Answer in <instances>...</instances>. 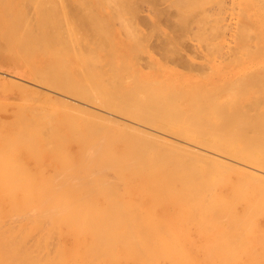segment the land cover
Returning <instances> with one entry per match:
<instances>
[{
  "label": "bare ground",
  "instance_id": "bare-ground-1",
  "mask_svg": "<svg viewBox=\"0 0 264 264\" xmlns=\"http://www.w3.org/2000/svg\"><path fill=\"white\" fill-rule=\"evenodd\" d=\"M2 1V0H1ZM3 1H5V0H3ZM3 1L0 3V4H3ZM32 1V0H31ZM34 2H35V0H33ZM40 0H37V2H39ZM44 1V0H43ZM43 1H42V3H43ZM54 1V0H53ZM96 1V0H95ZM99 2H100V5H103V3H108L107 1H111V0H107L106 2L105 1H100V0H98ZM97 1V2H98ZM112 1H115V0H112ZM120 0H118V2H119ZM124 1V0H123ZM128 1V0H127ZM131 1V4L130 3H128V4H130V6H128L129 8L130 7H132V4H133V2H132V0H130ZM134 1V0H133ZM150 1V0H149ZM156 1V3H157V0H155ZM161 2H164V1H162V0H160ZM173 1V0H172ZM177 1V0H176ZM180 1H182V0H180ZM179 1V2H180ZM187 2V1H189V0H184V2ZM193 1L194 0H192V3H193ZM200 1V0H199ZM199 1H196V2H198L199 3ZM203 1V0H202ZM209 1V0H208ZM232 1V0H231ZM248 1H250V0H248ZM253 1V0H252ZM256 1H258V0H256ZM261 0H259V2H260ZM262 1H264V0H262ZM261 1V2H262ZM29 2V1H28ZM34 2H32L33 3V6H34ZM36 2V3H37ZM45 2H50V0L49 1H47V0H45ZM44 2V3H45ZM56 2V1H55ZM76 2V5L78 4L77 3V1H75ZM82 2H84V0L82 1ZM81 2V5H79V7H78V5H77V8H79L78 10H80L81 11V6L83 5V4H85V7H86V3L84 2V3H82ZM89 2V1H88ZM87 2V3H88ZM98 2V3H99ZM135 2H137V1H135ZM151 2V1H150ZM150 2H149V4H150ZM154 1H152V3H153ZM158 2H159V0H158ZM186 2H185V6H187L188 7V5L189 6H191V4H188V5H186ZM207 2V1H206ZM237 2V1H236ZM258 2V3H259ZM260 2V3H261ZM5 3V2H4ZM13 3V2H12ZM19 3V2H18ZM21 3V2H20ZM32 3H30L29 5L31 6L32 5ZM48 3H45V4H48ZM62 3V2H61ZM67 3H68V1H67ZM70 3V2H69ZM92 3V2H91ZM96 3V2H95ZM98 3H96V4H98ZM116 3H117V1H116ZM139 3V1L137 2V4ZM176 3V5H177V3L178 2H175ZM188 3V2H187ZM189 3H191V2H189ZM198 3H196V5H199ZM249 3V2H248ZM257 3V2H256ZM257 3V4H258ZM23 4H24V2H23ZM26 4V3H25ZM24 4V5H25ZM51 4V3H50ZM50 4H48V5H46L45 6V8L46 7H48L49 9H51V11H53L52 10V8L54 9L55 7H52V8H50L49 7V5ZM53 4H54V2H53ZM53 4H52V6H53ZM60 4V3H59ZM63 4V3H62ZM90 4V3H89ZM88 4V5H89ZM96 4H94V5H96ZM113 3H111V4H109L110 6L112 5ZM114 4H115V2H114ZM117 4H121V3H117ZM127 4V5H128ZM136 4V5H137ZM148 4V5H149ZM180 4V3H179ZM195 4V2L192 4V5H194ZM251 4H253V2H251ZM262 4H263V2H262ZM261 4V6H263ZM6 5V4H5ZM12 4H8L7 6L8 7H10ZM14 5H15V3H14ZM14 5L12 6V7H14ZM20 5V4H19ZM24 5H23V7L22 8H24ZM29 5H26V6H29ZM37 5H39L40 6V8H41V5L40 4H38L37 3ZM36 5V6H37ZM55 5H57V7H58V4H56L55 3ZM64 5V4H63ZM70 5H72V6H75V8H74V10L76 9V5L74 4H70ZM122 5H124L123 3H122ZM126 5V4H125ZM139 5H140V3H139ZM153 5V4H152ZM152 5L150 4V6L152 7ZM155 5V4H154ZM221 5L222 4H220V7H221ZM223 5H224V3H223ZM234 5V4H233ZM232 5V6H233ZM237 5V4H236ZM235 5V6H236ZM256 5V4H255ZM2 6V5H1ZM35 6V7H36ZM38 6V7H39ZM44 5L42 4V7H43ZM67 6H69V5H67ZM71 6V7H72ZM90 6H93V3H92V5H90ZM99 6V5H98ZM97 6V7H98ZM109 6V7H110ZM121 6V5H120ZM138 6V5H137ZM149 6V7H150ZM169 6H170V4H169ZM183 6V5H182ZM184 6V7H185ZM217 6V5H216ZM227 6V5H226ZM254 6V5H253ZM258 6V9L257 10H259L260 11V13H257V16H258V19H257V22H264V12L262 11V9L261 8H263V7H261V6H259V5H257ZM257 6H254V9H255V7H257ZM5 7V6H4ZM7 7V8H8ZM12 7H10V8H8V9H10V10H12L11 8ZM21 7V6H20ZM33 8V7H31L33 10L34 9H36V8ZM56 7V8H57ZM66 7V6H65ZM70 7V8H71ZM96 7V6H95ZM107 7H108V4H107ZM113 7V6H112ZM112 7H110L109 9H111L110 11H112L113 9H115L114 7L112 8ZM155 7V6H154ZM153 7V8H154ZM172 7H173V5H172ZM219 7V6H218ZM217 7V8H218ZM219 7V8H220ZM223 7V6H222ZM231 7V6H230ZM234 7V6H233ZM237 7V10H238V7L239 6H236ZM6 8V7H5ZM22 8L20 9L21 11H19V12H22ZM30 8V9H31ZM44 8V7H43ZM43 8H41L42 10H41V12L44 10V11H46L45 9H43ZM59 8V7H58ZM64 8V7H63ZM69 8V7H68ZM84 8V7H83ZM88 8V7H87ZM93 8V7H92ZM103 8V7H102ZM116 8H117V6H116ZM118 8H121V7H118ZM125 8H126V6H125ZM125 8H124V10H125ZM134 8V9H133ZM135 8L137 9V7H135V4H134V7H132V9L130 8V13H132V11L131 10H134V11H136L135 10ZM140 8V6H138V9ZM152 8V9H153ZM159 8V7H158ZM229 8V7H228ZM4 9V8H3ZM16 9H17V7H16ZM25 9V8H24ZM24 9H23V11H24ZM89 9V8H88ZM95 9V8H94ZM104 10H105V8H103ZM123 9V8H122ZM151 9V8H150ZM180 9V8H179ZM206 10H207V8H205ZM209 9H210V7H209ZM212 7H211V11H212ZM222 9V8H221ZM236 9V8H235ZM239 9H240V7H239ZM10 10H8V13L7 14H9L10 15ZM13 10H14V8H13ZM39 11H40V9H38ZM58 10V9H57ZM56 10V13L55 12H52V15L55 13V14H58L57 12L59 11L60 12V10H61V8L57 11ZM63 10H65V9H62V11ZM67 10H69V9H67ZM73 10V12H75ZM77 10V11H78ZM83 10V9H82ZM85 10V9H84ZM90 10V9H89ZM88 10V11H89ZM116 10H118V9H116ZM116 10H114V11H116ZM127 10V9H126ZM126 10H125V13H126ZM141 10V9H140ZM148 10V9H147ZM159 10H161V9H159ZM164 11L166 10L165 8L163 9ZM163 10H161V11H163ZM186 10H188L187 8H186ZM193 10V9H192ZM225 10V9H224ZM234 10V9H233ZM241 10L242 9H240V12H241ZM253 10V9H252ZM7 11V10H6ZM28 11V10H27ZM30 11V10H29ZM51 11H50V13H51ZM55 11V10H54ZM61 11V12H62ZM72 11V10H71ZM70 10H69V13H71V14H69V13H67L68 11H64L63 13L66 15H72L73 13L71 12ZM87 11V9H86V11H85V14H86V12H88ZM103 11V10H102ZM123 11V10H122ZM122 11L120 12V13H122ZM128 11V12H129ZM134 11H133V14H135L134 13ZM156 11H157V9H156ZM163 11V12H164ZM202 11H204V12H202ZM201 12V14H203L204 15V13H205V10H204V8H203V10H202ZM226 11V10H225ZM246 11H248V10H246ZM18 12V14L20 15L21 13H19ZM37 12V11H36ZM47 12V11H46ZM60 12V13H61ZM83 12V11H82ZM91 12H96V10H92V11H89L88 12V14L89 13H91ZM103 12H106V11H103ZM119 12V11H118ZM118 12H113V14H114V17H115V15L116 14H118V15H120V16H122L123 15V13H122V15L120 14V13H118ZM139 12V11H138ZM154 12V11H153ZM166 12V11H165ZM179 12H180V10H179ZM178 12V13H179ZM190 12H194V13H190L192 16H191V18L193 19V21H194V19H195V21L196 20H198V19H196V18H193V14H196L197 13V10L195 11V9H194V11H190ZM200 12V11H199ZM208 12V11H207ZM234 12H236V10L234 11ZM244 12V11H243ZM243 12L241 13L242 15H244L243 14ZM258 12V11H257ZM0 13H1V11H0ZM6 13V12H5ZM23 13V12H22ZM24 13H26V12H24ZM23 13V14H24ZM32 13V12H31ZM40 13V12H39ZM43 13H45V12H43ZM48 14L47 13V15H49V16H52L51 14ZM58 14L59 16L60 15H63V13H61V14ZM77 13V12H76ZM80 13V12H79ZM78 13V14H79ZM152 13V12H151ZM156 13V12H155ZM155 13H152L153 15L155 14ZM167 13H168V15L170 14V12L167 10V12H166V15H167ZM185 13V12H184ZM213 13V12H212ZM223 13H225V12H223ZM237 13V12H236ZM13 14V13H12ZM17 14V15H18ZM23 14H21L22 16H23ZM30 14V13H29ZM77 14V15H78ZM85 14H83L82 15V17L85 15ZM91 14H93V13H91ZM112 14V15H113ZM132 14V15H133ZM137 14V13H136ZM135 14V16H137ZM138 14H140V13H138ZM183 14V13H182ZM199 13H197L196 15H198ZM201 14L199 15V17H201ZM208 14H210V11L208 12ZM218 14V13H217ZM238 14H239V12H238ZM21 15H20V17H21ZM26 15H28V13H26ZM25 14H24V16H26ZM33 15V13L31 14V16ZM38 15V14H37ZM37 15H35V16H37ZM41 15V14H40ZM40 15H39V17H40ZM45 15V14H44ZM74 15H75V13H74ZM74 15L73 16H71L70 18H72V17H74ZM77 15H75V16H77ZM80 15H81V13H80ZM97 16L99 15V14H96ZM111 15V16H112ZM118 15H116V18H117V16ZM160 15H162L161 13H160ZM159 14H157V16H160ZM165 15V13L163 14V16ZM168 15L166 16V17H168ZM189 15V14H188ZM202 15V16H203ZM206 15H207V13H205V15H204V17H202V18H205L206 19ZM14 16V15H13ZM13 16H12V19H13ZM28 16H30V15H28ZM28 16H27V18H28ZM35 16H34V18H35ZM42 16V15H41ZM163 16H161V17H163ZM177 16H178V14H177ZM184 16V15H183ZM182 15H181V17H183ZM187 16V15H186ZM210 16V15H209ZM244 16H246L247 17V15H246V13H245V15ZM248 16H250L251 17V14L248 12ZM0 17H1V14H0ZM39 17H36V18H39ZM53 17H57L56 15H54ZM53 17H51V19L53 18ZM63 17V16H62ZM65 17V16H64ZM64 17L62 18L63 19V22H61L60 24L61 25H63V23H64ZM80 17V16H79ZM82 17H80L81 18V22H82V20H84ZM84 17H86L87 18V15L86 16H84ZM94 17H95V15H94ZM93 17V15H92V18H94ZM100 17H104V14L102 15L101 14V16ZM107 17V16H106ZM105 17V18H106ZM113 17V16H112ZM119 17V16H118ZM123 17H124V15H123ZM127 17V16H126ZM133 17V16H132ZM138 17V16H137ZM147 17V16H146ZM145 17V18H146ZM160 17V18H161ZM195 17H197V16H195ZM211 17H212V15H211ZM245 17V18H246ZM3 18V17H2ZM2 18H0L1 20H2ZM15 18V17H14ZM26 18V19H27ZM35 18V19H36ZM42 19H45L44 21H46L47 20V18H48V16H47V18L46 17H41ZM66 18H68V17H65V19ZM70 18H68V19H70ZM75 18V17H74ZM80 18H78V16H77V19H80ZM91 19V20H93L90 16L88 17V19ZM97 18V21H98V18H99V16L98 17H96ZM109 18H110V16H109ZM120 18V17H119ZM134 18H136V17H134ZM174 18V17H173ZM172 18V19H173ZM175 18L177 19L178 17H176L175 16ZM185 19H186V21H187V19H188V21L186 22L187 24H185V20L182 18V20H183V22H181V23H179L178 21H177V23H178V27H182V29H183V26H187V25H189L188 23H192V21L191 20H189V18H190V15H189V18H186V17H184ZM207 18H209L208 16H207ZM213 18V17H212ZM215 18V17H214ZM217 19H218V17H216ZM215 18V19H216ZM222 20H225L226 18H227V16H221L220 17ZM254 18H255V16H254ZM10 19H11V17H10ZM18 19H19V16H18ZM23 18H21V24H22V22L24 21V20H22ZM25 19V18H24ZM41 19V20H42ZM49 19H50V17H49ZM48 19V20H49ZM77 19H75V20H77ZM89 19V20H90ZM102 19V18H101ZM101 19H99V22H101L100 20ZM126 19V18H125ZM130 19V18H129ZM158 19H159V17H158ZM181 19V18H180ZM215 19H213V20H215ZM216 19V20H217ZM221 19H220V21H221ZM247 19H248V17H247ZM6 20V19H5ZM37 20V19H36ZM39 20V19H38ZM40 20V21H41ZM104 20H106V19H102V21H104ZM110 20H111V18H110ZM116 20V19H115ZM114 20V21H115ZM121 20V19H120ZM131 20H133V19H131ZM136 20V19H135ZM147 21H148V19H146ZM145 20V21H146ZM150 20V19H149ZM175 20V19H174ZM199 20H200V18H199ZM198 20V21H199ZM202 20V19H201ZM210 20V19H209ZM213 20L211 19V21H212V24H215V25H217V21H216V23H213ZM3 21V20H2ZM8 21V20H7ZM15 21H17V20H15ZM28 22L30 21V20H27ZM43 21V22H44ZM50 21H52V23H53V21L54 20H50ZM56 21V20H55ZM54 21V23L56 24L57 22H58V20L55 22ZM62 21V20H61ZM68 21H70V20H68ZM68 21H67V19H66V22H67V24H68ZM96 21V22H97ZM107 21V20H106ZM119 21V20H118ZM122 21V20H121ZM124 21V20H123ZM139 21V20H138ZM159 21H161L162 22V20L161 19H159ZM189 21H191V22H189ZM202 21H204V19L202 20ZM248 21L250 22V20L248 19ZM256 21V20H255ZM9 22V21H8ZM33 23L35 22L34 20L32 21ZM32 22H30L31 23V25H30V27L32 26V25H34V24H32ZM49 22V21H48ZM48 22H44V23H42L40 26L38 25V30L37 29H35V30H37L38 32H33V30H27L26 29V27L24 28L26 31L24 32V34H21L22 35V37L20 38V36H19V39L16 37L17 35V33L19 32L18 31V29L16 30L17 32L15 33V35L16 36H14V35H12L13 34V28H14V30L16 29L15 28V24H13V27H12V29H11V27H10V31H7V26H5L6 28H4V25L5 24H1V21H0V32L2 33V35H9V37H7L6 39L4 38V39H0V45H2L1 44V40H4L5 41V44L7 45V50H11L12 49V56H13V54H15V52H17V54H18V50L20 49V48H18V50L16 49V50H14V47H21L23 50H24V52L26 53V55H27V57H30V56H33V52H34V47L35 48H37V49H35V50H38V51H36L37 52V55L39 54V51L41 52V54H42V51H48L49 50V48L51 47V48H53V43H52V40H53V33L51 32L52 30H54L53 29V24L51 25L50 24V26H51V28H50V26H49V24H48ZM65 22V23H66ZM71 22H72V20H71ZM76 22H80V20L78 21H76ZM75 22V23H76ZM86 22V21H85ZM89 22V21H88ZM91 22V21H90ZM93 22V21H92ZM95 22V21H94ZM93 22V23H94ZM96 22L94 23V24H96ZM126 22V21H125ZM127 22H128V20H127ZM134 22V21H133ZM140 22V21H139ZM172 22H174V21H172ZM209 22V21H208ZM207 22V23H208ZM238 22H241V21H239V19H238V21L236 22V20H235V24L237 23V24H239ZM4 23H6V22H4ZM18 23H20L19 21H18ZM18 23H16V24H18ZM25 23V22H24ZM51 23V22H50ZM59 23V22H58ZM75 23H74V25H75ZM199 23V22H198ZM203 22H201L200 21V25H204L205 23H206V20H205V23H203ZM224 23L225 22H223V25H224ZM230 23V22H229ZM229 23H225L229 28H230V25H233V22H232V24L230 23V25H228ZM251 23V24H250ZM249 24L250 25H252L253 23L252 22H250ZM8 24V23H7ZM37 24V23H36ZM40 24V23H39ZM66 24V25H67ZM79 24H81V23H79ZM82 24L84 25V21L82 22ZM100 24V23H99ZM98 23H97V25H99ZM180 24V25H179ZM182 24H183V26H182ZM185 24V25H184ZM11 25V24H10ZM10 25H8V27L10 26ZM15 25V26H14ZM27 25V24H26ZM57 25V24H56ZM59 25V24H58ZM65 25V24H64ZM73 25V26H74ZM77 25V24H76ZM91 25V24H90ZM102 25V24H101ZM198 25V24H197ZM200 25L198 26V27H200ZM208 25H209V23H208ZM211 25V24H210ZM209 25V26H210ZM215 25H211L212 27H211V29H210V27L209 26H207V29H209V31L210 32H213L214 33V31H216V29L214 30V29H212L213 28V26H215ZM260 25V24H259ZM263 25V24H262ZM21 26H24V24H22ZM21 26L19 27V30H21ZM107 26V25H106ZM186 26L184 27L185 29L184 30H186L187 28H186ZM190 26V25H189ZM218 26V25H217ZM217 26H215L214 28H217ZM220 26H221V24H220ZM234 26V25H233ZM236 26V28H238V29H240L239 31H240V33H239V31L237 30V32H235L234 34L235 35H237V33H239V34H241V36H242V38L240 39V40H242L241 42H239V44H237V46L235 45L234 47L233 46H228L229 48L228 49H230V47L233 49V51H232V53H231V51H229L228 53L230 54H228V53H226V55L227 56H233L234 58V60L236 59L237 61H239L240 60V62H241V58H240V54H242L241 52H243V49L244 48H246V49H244V50H247V45H248V43H246L245 42V40H244V38L246 39V40H251L252 39V37H254V36H252L253 35V33H254V30H252V31H249L250 30V28H249V26L246 24V23H242L241 22V25L239 24V25H235ZM254 26H255V24H254ZM256 26H258L257 24H256ZM264 26V25H263ZM29 27V26H28ZM27 27V28H28ZM29 27V28H30ZM71 27H72V25H71ZM70 27V28H71ZM77 27H79L78 25H77ZM76 27V28H77ZM83 27V26H82ZM93 27V26H92ZM94 27H96V26H94ZM93 27V28H94ZM180 27V28H181ZM192 27H193V24H192ZM202 27V26H201ZM17 28H18V25H17ZM36 28V27H35ZM73 29H74V27H72ZM75 28V29H76ZM80 28V27H79ZM91 28V27H90ZM92 28V31L95 33V34H97L96 32H97V30H95V29H93ZM97 28H101L102 29V26L100 27V25H99V27L97 26L96 27V29ZM219 28V27H218ZM228 28V29H229ZM256 28V27H255ZM263 28V27H262ZM261 28V26H259V28H258V30L260 29V32H262L261 34L260 33H258V34H260V37L258 36V34H257V36L255 37V38H258L257 39V41H256V46H255V48L258 50V52H261L262 51V48L264 49V33H263V29ZM33 29V28H32ZM52 29V30H51ZM56 29H58L57 31H60L59 29H61L60 27H58L57 28V26H56ZM62 29H63V27H62ZM66 29V28H65ZM100 29V30H101ZM188 29H189V27H188ZM188 29H187V31L186 32H188ZM200 29V28H199ZM204 32H206L205 31V26H204ZM203 29H201L200 31H199V37L201 38V36L202 35H205V34H207V33H204V32H202L203 31ZM206 29V30H207ZM221 31H224V29L222 30L221 29V27L219 28ZM218 29V30H219ZM226 29L227 28H225V31H226ZM67 30V29H66ZM78 30V29H77ZM76 30V31H77ZM95 30V31H94ZM99 29H98V35H100L99 34V31H100ZM103 31H104V29H102ZM101 30V31H102ZM214 30V31H213ZM219 30V31H220ZM230 30V29H229ZM232 30V29H231ZM23 31V30H22ZM69 31V30H68ZM73 30H71V31H69V32H72ZM75 31V32H76ZM83 31H84V29H83ZM82 31V32H83ZM100 31V32H101ZM102 31V32H103ZM190 31H192V28H190ZM189 31V32H190ZM242 31V32H241ZM247 31H249V32H247ZM54 32V31H53ZM55 32H56V30H55ZM61 32V31H60ZM66 32V31H65ZM85 32H86V29H85ZM84 32V33H85ZM104 32H106V31H104ZM197 32V31H196ZM200 32H202V34H201V36H200ZM1 33H0V35H1ZM21 33H23V32H21ZM68 33V32H67ZM76 33H78V32H76ZM88 33V32H87ZM204 33V34H203ZM213 33H210L211 35L213 34ZM223 33V32H222ZM233 33V32H232ZM248 33H251V34H249L248 35ZM55 34V33H54ZM57 34H58V32H57ZM60 34V33H59ZM58 34V35H59ZM62 34H63V32H62ZM61 34V35H62ZM108 34V33H107ZM208 34H209V32H208ZM215 34H217V32L215 33ZM226 34V33H225ZM234 34H231L232 36L234 35ZM20 35V34H19ZM58 35L56 36L55 35V38H58ZM59 35L60 37H62L61 39H62V44H63V36L65 35L66 36V34H64V35ZM67 35H69V33L67 34ZM73 35V34H72ZM75 35V34H74ZM89 36H90V34H88ZM104 35H105V33H104ZM214 35V34H213ZM234 35V36H235ZM243 35H246V36H244L243 37ZM3 36V37H4ZM64 36V37H65ZM83 36V35H82ZM87 36V35H86ZM95 36V35H94ZM206 36H208V35H206ZM218 36H220V34L219 35H217V37ZM233 36V37H234ZM240 36V35H239ZM240 36V37H241ZM250 37V38H246V37ZM68 37V36H67ZM69 37H71V35L69 36ZM74 37V36H73ZM73 37H71V39H74ZM78 37V36H77ZM77 37L75 38L76 40H77ZM237 36H235V38H236ZM80 38V37H79ZM85 38V37H84ZM83 38V39H84ZM90 38H91V36H90ZM211 38H213V36L211 37ZM215 38V37H214ZM213 38V39H214ZM59 40H60V38H58ZM66 39L67 38H64V40L66 41ZM87 39V38H86ZM99 39H100V37H99ZM203 39H205V38H203ZM207 39V38H206ZM234 39V38H233ZM232 39V40H233ZM238 39H239V37H238ZM90 40H93V38L92 39H90ZM231 40V39H230ZM253 40V39H252ZM53 41H55L57 44H56V46L54 45V48H56L57 47V45L59 44L58 42H57V40H53ZM68 41H70V40H68ZM68 41H66L67 43H65L64 42V46H63V48H66L67 46V44L69 43ZM82 41V40H81ZM235 41V40H234ZM61 42V41H60ZM72 42H74L73 40H72ZM79 42V41H78ZM96 42H97V40H96ZM99 42V41H98ZM103 42V41H102ZM233 42V41H232ZM245 42V43H244ZM250 42H252V41H250ZM3 43V42H2ZM71 43V42H70ZM83 43V42H82ZM211 43V42H210ZM217 43H218V41H217ZM254 43H255V41H254ZM79 44H80V42H79ZM94 44H95V42H94ZM98 44V43H97ZM101 44V43H100ZM99 44V45H100ZM103 44V43H102ZM105 44V43H104ZM103 44V45H104ZM212 44V43H211ZM215 43H213V45H214ZM246 44V45H245ZM69 45V44H68ZM77 44L75 43V46H76ZM86 45H87V47H88V43H86ZM90 45V44H89ZM98 45V46H99ZM213 45H211V46H213ZM59 47L61 46V45H58ZM78 46V45H77ZM77 46H76V48H77ZM97 46V45H96ZM209 46H210V44H209ZM216 46V45H215ZM214 46V47H215ZM217 46H218V44H217ZM248 46H251V43L248 45ZM253 46H254V44H253ZM32 47V48H31ZM71 48H73V46L71 45L70 46ZM85 46H83L82 45V48H84ZM92 47V46H91ZM102 47V46H101ZM104 47V46H103ZM30 48H31V50H32V54H31V52H29V50H30ZM51 48H50V50H51ZM62 47H60V48H57L58 49V51H59V49H61ZM75 48V50H77ZM82 48H80L79 49V51L82 49ZM88 48H90V47H88ZM93 48V47H92ZM91 48V49H92ZM106 48V47H105ZM104 48V49H105ZM208 48V47H207ZM217 48V47H216ZM219 48V47H218ZM217 48V49H218ZM21 49V50H22ZM67 49V52H68V49L69 48H66ZM90 49V50H91ZM209 50H210V48H208ZM207 49V50H208ZM250 49H253V47H250ZM3 50H4V46H3ZM21 50H20V52H21ZM30 50V51H31ZM53 50H55L56 52H55V54L54 53H52V52H49L50 54H54L55 56V60H57L58 62H60V64H58L57 63V61L55 62V61H53L54 62V64L56 63V65L58 64V65H60V67H61V59L62 58H64V57H62L61 58V56H64V54H62V53H66V51H63L61 54V56H59V52H58V54H57V56H56V53H57V50L56 49H53ZM70 50V49H69ZM84 50V49H83ZM82 50V54H84L83 52H85V50H86V48H85V50L83 51ZM88 51H89V49H87ZM92 50H95V48H93ZM212 50V49H211ZM210 50V51H211ZM213 50H215L216 51V49L215 48H213ZM212 50V51H213ZM248 50H249V48H248ZM254 50V49H253ZM257 50H256V52L255 51H252V52H255V55H256V53H257ZM5 51V50H4ZM3 51V52H4ZM62 50H60V52H61ZM72 51L74 52V49H72ZM78 51V50H77ZM77 51H75L74 53H75V55H73L72 53L73 52H71V54L73 55V59L72 58H70L71 60H73L74 61V63L73 62H71V63H73V65H72V67H74V68H78L79 69V67H80V69L82 68L80 65V63H84L83 62V60H81L82 59V54L80 55V53H78ZM251 51H248V52H250L251 53ZM6 52V51H5ZM11 52V51H10ZM9 52V53H10ZM19 52V53H20ZM23 52V53H24ZM78 54H77V53ZM87 52V51H86ZM107 52V51H106ZM263 52V51H262ZM261 52V53H262ZM8 53V52H7ZM30 53V54H29ZM87 53H89V52H87ZM90 53H91V51H90ZM89 53V54H90ZM93 53V52H92ZM244 53V52H243ZM261 53H260V55H261ZM264 53V52H263ZM44 54H46V53H44ZM49 54V55H50ZM88 54V55H89ZM232 54H234V55H232ZM245 54V58L247 57V54L246 53H244ZM252 54V53H251ZM251 54H249L248 53V56H254L255 57V55H251ZM259 54V53H258ZM257 54V55H258ZM21 55V54H20ZM19 55V56H20ZM47 55V54H46ZM66 55H68V53L66 54ZM80 55V56H79ZM86 55V54H85ZM91 55V54H90ZM260 55H258V56H260ZM87 56V55H86ZM92 56H94V54H92L91 55V59L93 58ZM223 56V55H222ZM226 56V57H227ZM22 57H24L23 55H22ZM60 57V60L59 59H56V58H59ZM67 57H70V56H67ZM79 57H81V59L79 58ZM89 57L90 56H88L86 59H84V61H86V64H87V62H88V59H89ZM94 57H96V56H94ZM240 59H239V58ZM257 57V56H256ZM33 58V57H32ZM51 58V57H50ZM49 58V59H50ZM83 58H85V57H83ZM112 58V57H111ZM232 59V57H229V59ZM262 58H263V56H262ZM26 59H28L29 60V58H26ZM26 59H23L22 58V60H24V62L26 61ZM45 60H46V58H44ZM49 59H47V60H49ZM65 59V58H64ZM63 59V60H64ZM69 58H67V59H65V60H70ZM96 59H98V58H96ZM230 59V60H231ZM250 60H252V57H250L249 58ZM50 60H52V59H50ZM49 60V61H50ZM70 60V61H71ZM93 60H95V58L93 59ZM99 60V59H98ZM228 60V59H227ZM254 60H256V59H254ZM259 60V59H258ZM34 61V60H33ZM70 61H69V64H67V66H66V69L65 70H67V67H71V65H70ZM80 61H82V62H80ZM90 61V60H89ZM92 61V60H91ZM97 63H98V61L97 60H95ZM94 61V62H95ZM101 61V60H100ZM236 61V62H237ZM50 62H52V61H50ZM52 62V63H53ZM229 62H231V61H229ZM47 63V61L46 62H44V64H42V65H40V66H37L36 65V67H35V69H31V73H30V76H31V79L28 81V80H26V81H28V83L26 82L25 84H24V82L22 81V80H19V79H17V78H15V80H16V82H15V80H14V78L13 77H11V81L13 82V80H14V82L15 83H12V84H16L17 83V81L19 80V81H21L20 82V86L22 85L23 87H26V88H28L29 90V93H31V94H33V95H37L36 97H38L39 96V98L41 97V100H42V97H44L43 98V100L45 101L46 100V98L48 99V98H51V101H52V99L53 100H55V101H59L60 103H63V104H65V105H68V106H70V107H73L74 108V110L73 109H71V110H73V111H76V110H78V112L80 111V112H82V113H84L85 115H89V119H90V121H91V119L93 120L92 122H93V124L95 123V120H94V118L93 117H95V119H96V121H97V124L96 125H100V126H102L103 124H102V122H107L106 124H110V126L111 127H113V128H110L109 126H108V128L111 130V132H114V127L115 128H117L118 129V134H117V136H116V134H115V132H116V130H115V132H114V136L111 134V132H110V130L109 129H106V132H107V136L108 135H112V141L113 140H115V141H113V143H111V140H110V138L108 139V141L110 140V142L108 143L107 141H106V134H101V133H99V132H102V133H104L105 131H103V130H105V128L104 129H100L101 131H99V127L97 126V128H98V134L96 135L95 133H92V132H94V131H90V132H88V133H83V131H82V129L84 128V127H88L89 125H87V126H85V124H84V126H80V129H79V122H81V120L79 121V119H78V123L76 122V121H74L75 120V118L76 117H78L79 116V114L84 118H82L84 121L83 122H87L89 119H86V117H88V116H86L85 117V115L84 114H82V113H77V111H76V113H77V115L78 116H76L75 118H73V116L72 115H70V116H72V123L73 124H75L74 122H76L77 124H78V126H76V124H75V126L74 127H71V129H73L74 131L73 132H75V130H76V128L78 127V129L79 130H77V133H78V131H79V138H80V140H79V142L82 140V141H84L85 139H83V138H86L87 136L89 137V136H91L90 138L92 139H90L89 140V138L87 137V142H86V140H85V142H84V144H85V146H83L82 147V145H84L83 144V142H81L82 143V145H80V143H79V145L81 146V149L82 148H84V150H87V146H88V148L89 147H91L94 143H98V145L97 144H94L93 146H95V145H97V146H95L94 148L92 147V149H93V151H91V148L89 149V150H87V152H88V154H87V152H86V160H88V162L87 161H85L86 162V164H88V165H85V164H83L82 162L80 163V164H83V166L81 165V166H79V167H83L84 169L85 168H87V169H85L86 171L85 172H87V178L86 179H88V180H86L85 178H84V176H86L85 175V172H83L82 173V168H78V165H79V163L77 164V171H75V170H73V168H72V170L73 171H75V173L77 174V173H79L78 171H79V169H81V172L79 173V174H81L80 176H78V174H77V176L75 175V174H73V175H75V176H73V179L71 180L72 182L74 181L75 183V185L74 184H72V182H71V185L69 184V183H67V184H69L70 185V187H68L67 186V188H69L70 189V191H73L74 192V190L76 189V188H74V189H72L71 190V187L74 185V186H76L77 187V182H79L81 179H83V181L82 182H86V183H88V181L90 182V183H92V184H90V183H88V185L89 186H87L85 183V185L87 186H85L84 184H82L81 183V181L79 182V184L78 185H84V186H78V188L79 189H81L80 190V192H77V191H79V189L77 188L76 190L77 191H75V193H73L74 195L72 196V194L69 192V194H68V196L69 197H74V198H72V200H69V199H67V197H65V198H63V196H60L65 190H66V186H65V184L64 183H62V181L63 182H67V181H64L66 178H65V176H67V180H68V176H69V174H71L72 172L69 170V171H66L67 169H71L70 167H72V166H70L69 167V165L71 164V165H73L72 163H69V160H68V158H69V156H66V158L65 159H63V160H65L66 161V159H67V161H68V163H67V161L65 162L64 161V163H67V169H66V167L64 168V163L63 164H61V166H63V168H61V169H57V167H55L54 166V168L52 167V169L53 170H57V171H51V172H49L50 171V169H49V173H50V179H51V177L53 176V178L52 179H54V177H57V176H59L58 174H56L57 172L59 173V172H63V169H65L64 170V175L62 174V173H59L61 176H59V177H57V179L56 180H58L59 179V181H60V178H62V177H64V180H62L61 182H59L61 185H64L65 187H63V186H61V185H59V183H56L57 184V186H55L56 184H54L55 182H58V181H54V186L55 187H57L56 189H55V187H54V191H55V193H56V191H57V189L59 188L60 189V187H62V189H65V190H62L61 191V194L59 195V194H57V196H54L53 195V191H52V196H49V192L48 191H46V192H48V198L47 197H44V198H42L43 199V201H46V199L47 200H49V202H47V203H49L48 204V206L46 207L47 209H45L44 207L46 206L45 204H43V203H45V202H41L40 204H39V202H37L36 200H34L33 201V203H32V207L34 208V206H36V208H39V206L41 205V204H43L44 205V207L41 209L43 212H50V210L53 212V211H57V210H60V215H57V213L55 212H53L52 214L53 215H51L52 217H55L54 219L50 216H47V214H45L46 215V217H49L50 219H45V217H44V219L49 223L50 221L49 220H51V218L53 219V221L51 222V224H49L51 227H52V224L54 223L55 224V226H58V229H59V227H60V230L58 231V229H57V232H58V242H57V244H56V248H57V254L55 253H53L54 251H52V253H53V255H57L58 256V259L60 260V261H62L63 263H65L66 262V264H67V262H71V264H264V145L262 144L263 142H261L260 141V139L262 140V138L260 137V135H264V131L262 132V130L260 131V129L261 128H259L256 132H260V133H262V134H260L259 135V138H258V134L256 135V137H255V139L254 140H250V141H247L246 140V146L244 147L243 146V144L242 145H240V144H238L237 142H235V141H238L241 137H243L244 135V133H245V135H246V137L247 138H245V136H244V138H242V140L241 141H243V139H249L248 138V136H247V133H248V131H250V129L249 128H251V129H253L252 127H254L255 128V130L259 127L258 125L261 123V122H263L264 121V114H263V116L261 117V118H263V119H261L259 116L258 117H253V114H254V112L252 113V116H251V112L250 113H248V112H246V111H244V110H241V111H244V113L246 114V116H244V115H242V114H240L239 115V113L237 114V115H234V114H236V113H233L232 115H234L233 116V118H232V121H230V124H231V122H232V124H233V121H234V125L235 124H237V125H235V126H237V128H238V124H241V123H246L247 125H248V129H246L245 127H247V125L246 124H242V125H240L239 127H240V129L243 127V126H245V127H243V128H245V130L242 128V130H244V133L242 134V135H240V137L238 138L237 136V138H235V139H237V140H234V138L233 137H228V143H227V145H229L230 147L231 146H235V147H232V148H230V147H227V145H226V143L224 144V142H225V138H224V140H223V147L224 148H222L221 146V143L219 144L218 142L219 141H221L222 142V139H223V136L225 135L224 134V132H221L223 135H222V138H221V136H217L216 137V134H218V133H213L212 131H210L209 129H211V128H209V126L212 124V123H208V121H205L206 119H204L203 118V116L200 114V112H199V110L201 109V112L205 115V112H207L206 110H204L203 111V109H205L206 107V105L208 106V108H209V104H211V103H213V105H212V108L215 106V104L216 105H222V104H224L225 103V105H226V103L227 102H224L223 103V101H228V97L226 98V97H223V96H225L224 94H222V92H224V90L226 91V86L228 85V83L230 84L231 82H227V84L226 85H223V88H225V89H222L220 92H221V94H219L220 92L218 91V95L220 96H216V97H218V99L219 98H221V96H222V98L224 99V98H226L225 100H223V101H221L222 102V104L218 101V99H217V101H216V103H215V101H211V98H213L214 99V97L212 96L213 95V91L215 90L214 89V87H213V85H210V86H212L213 87V89L214 90H212V89H208V92H209V90L211 91L212 90V93H206L207 95L208 94H212L208 99H209V104H207V100H206V102H204L205 100H203V102L205 103H203L202 101H200L199 102V100L198 99H200L197 95L198 94H196V93H198L197 91H196V93H195V95L198 97V99H197V97H196V99H197V101L199 102V104L202 102L203 104H201V106H199V104H198V106H199V110H198V106L197 105H195V103H194V100H193V98H191V96H190V98L193 100V104L195 105V106H197V107H193L194 109H195V111L191 108V106H190V111H194V112H198L201 116H198V115H196V116H194L196 113H194L193 114V112L192 113H190V115H187V116H191V114H193L192 115V118H193V116L194 117H196V118H199V120H200V122H199V120L198 119H194V120H196L197 122H199L198 123V125H200L202 122H206V123H208V125L209 126H207V124H206V126H205V129H206V127L208 128V132H212L211 133V135H213V136H211L210 134V136L208 135V133L206 132L207 130H205V134L207 133V135L205 136V137H207L208 136V138L209 139H207V140H204V137H201V139L202 140H204V141H202V142H200L199 141V139L197 140L196 139V137H195V134H196V132H195V130H193L194 132H195V134L193 135L192 133H194L193 131H192V129L191 128H193L192 126L195 124V123H197V122H194V123H192V124H190L189 122H193L194 120L191 118V121H189L190 120V118L189 119H187V117H185L186 118V121H181L180 120V118L182 119V115H180L179 113L180 112H185V110L183 109V111H178V110H180V109H178L179 107V105L178 104H175V101H176V99L178 98L176 95H177V92L175 93V96L177 97H175L174 96V93H173V95H171V97L175 100V101H171L172 99H170L169 100V98H167V97H170V95H169V93H168V95L166 94L165 96H163L164 97V99H163V101L164 100H166V98H167V100L166 101H164L165 103H163L165 106H163V105H161V102L160 101H162V99H161V97H160V99H159V97H157V99L159 100V105H161L160 107L161 108H165V107H169V106H166V104H169L170 103V101L171 102H174V104H175V107H178V108H174V107H171V105H170V109L168 108L167 110H171V113L169 112V111H165V112H163L164 110H162L161 108L159 109V105L157 104V102L158 101H156V97H154V96H151L152 97V99H147V101H146V105H144L145 107L144 108H142V107H140V106H138V105H136V104H134V102L136 103L137 102V98H134V99H132L134 96L133 95H136V94H133L134 93V91H133V93L131 92V91H129V93H128V91H127V93L123 90V91H120L117 87H119V86H122V85H120V84H112L113 86H111V84H110V86L111 87H114V85H115V87H116V85H119V86H117L116 88L118 89V91H120L121 93L122 92H125L126 93V96H127V94H130V92L132 93V95L131 96H133L132 98L130 97V96H128V97H130V98H127L126 99V96H125V98L124 99H126V100H128L127 102H129V100L130 99H132L131 100V104H132V101H133V104L131 105L130 104V102H129V105H127V102H126V105L129 107H132L133 105L134 106H137V107H132L133 109H135V108H138V109H147L148 108V104H149V108L147 109L148 111H146V112H144V111H134V110H130V109H126V107L127 106H125V108H124V106L123 105H125V104H123L122 106H121V104L122 103H118L119 101L121 102L122 101V98L124 97V95L122 96L121 94V96H122V98H120V96H119V100L118 101H116L117 100V98L115 99V104H111V101H113L112 99H111V101H110V104H108V102H107V104L104 102V100H103V97H101L100 96V94H99V96H97V99H95V98H93L94 96H93V94H94V92H92L93 90L92 89H90L91 90V92L93 93H91L90 92V90L88 89V86L87 85H84L83 86V88H85V86H87L86 87V89L85 90H83V88L80 86L81 84H84V83H81V84H77L78 83V80H76L77 79V77H76V75H75V77H76V81L77 82H74L75 80H73L72 78H74L73 76H71L72 78H70V74H68L69 73V68H68V72H63V74L64 73H66V74H68V76L66 75V74H64V75H66L67 77H65V78H67V80L68 79H70V80H72V81H70V80H68V81H66V79H65V82H64V78H62L63 77V75H62V77H61V75H59V76H57L58 77V79L60 80L61 78L63 79V81H62V79H61V81H60V84H59V82H58V84H54V79H56L57 80V77L54 75V73H53V75L54 76H52L51 74V76L52 77H55V78H52V77H50L49 76V74H48V72H47V70H45V67H46V64ZM62 63H64V66L66 65V63H65V61L64 62H62ZM91 63V62H90ZM92 63H93V61H92ZM112 63V62H111ZM243 63V62H242ZM26 65H27V67H28V64H27V62L25 63ZM48 64V63H47ZM100 64V63H99ZM237 64H238V62H237ZM92 65V64H91ZM97 65V64H96ZM204 67L203 65H206V64H199L198 66H197V68H199V67ZM253 65V64H252ZM262 65V64H261ZM263 65H264V62H263ZM263 65H262V68H263V70H264V67H263ZM50 68H51V65L49 64L48 65ZM47 66V67H48ZM53 66H55V65H53L52 64V68H53ZM63 66V67H64ZM84 66V65H83ZM86 66V65H85ZM87 66H88V64H87ZM93 66V65H92ZM99 66V65H98ZM101 66V65H100ZM99 66V67H100ZM191 68H193L191 65H189ZM256 66V65H255ZM27 67H25V68H27ZM56 67V69L54 68L53 69V71H56L57 70V68H58V66H55ZM94 67V66H93ZM189 67V68H190ZM202 67L200 68V69H202ZM227 67H228V69L226 70V71H223V72H221L219 75H218V79H219V81H222V80H224V79H228V78H232V76L234 77V76H236V77H240V75L241 74H238V70H236V68H234V67H231V65H227ZM258 67V66H257ZM260 67V66H259ZM257 68V69H261V68ZM29 69H30V67H28ZM34 68V67H33ZM52 68H51V71H52ZM74 68L73 69H70L71 71L72 70H74ZM88 67H86V69H87ZM210 67L209 66H205L204 67V69H209ZM22 69H24V67L22 68ZM47 69V68H46ZM62 69V71H63V68H61ZM60 69V70H61ZM78 69H77V71H78ZM86 69H84V67L81 69V70H83V71H81L82 72V76H83V72L84 71H87L86 72V74L88 73V70H86ZM91 69V68H90ZM199 69V70H200ZM203 69V71L204 72H206V70H204ZM253 69L254 70H256L255 68H253L252 67V71H253ZM27 70V69H26ZM105 70V69H104ZM263 70H262V72H260L259 70V72H257V70L255 71L256 73H261V74H264V72H263ZM61 71V72H62ZM90 71V70H89ZM198 71V70H197ZM252 71H250V73H252ZM57 72H58V70L56 71V74H57ZM60 72V73H61ZM80 72V73H81ZM97 72V71H96ZM244 72H245V70H244ZM243 72V73H244ZM0 73H1V71H0ZM50 73V72H49ZM59 72H58V74H60ZM71 73V72H70ZM93 75H95L96 73L94 72V70H93ZM91 73V74H92ZM95 73V74H94ZM103 73H105V71L103 72ZM243 73H242V75H243ZM247 73H249V72H247ZM249 73V74H250ZM116 74V73H115ZM114 74V75H115ZM260 74V75H261ZM2 75V74H1ZM72 75V74H71ZM79 75V74H78ZM80 75V76H81ZM88 75L89 74H87V76L85 77V78H87L88 77ZM101 75V74H100ZM117 75V74H116ZM115 75V76H116ZM242 75H241V77H242ZM246 75H248V74H245V76ZM251 75V74H250ZM255 75V74H254ZM259 75V76H260ZM15 76V75H14ZM92 75H90L89 77H91ZM96 76V75H95ZM103 76V75H102ZM121 76V75H120ZM123 76V75H122ZM256 76V75H255ZM17 77V76H16ZM19 77V76H18ZM100 77V76H99ZM118 77V76H117ZM258 77V76H257ZM263 76L261 75V77H258L259 79L260 78H262ZM9 78V77H8ZM30 78V77H29ZM85 78H83V80L85 79ZM94 78L96 79V77H93V82L95 81L94 80ZM106 79H108V77H105ZM112 78V76H110V79ZM116 78V77H115ZM122 78V77H121ZM123 78H124V76H123ZM132 78V77H131ZM235 78V77H234ZM233 78V79H234ZM243 78H245V77H243ZM242 78V79H243ZM250 79L251 81H252V78H251V76H249V77H247V79ZM253 78H254V76H253ZM13 79V80H12ZM53 79V80H52ZM97 79L99 80L100 78H98V75H97ZM101 79H104V78H101ZM105 79V80H106ZM126 79V78H125ZM239 79V78H238ZM238 79L236 80V82L238 81ZM246 79V78H245ZM255 79H257L256 77L253 79V81L255 80ZM258 79V80H259ZM23 80H24V77H23ZM55 80V81H56ZM59 80H57V81H59ZM87 80H88V78H87ZM90 80V79H89ZM109 80V79H108ZM121 80V79H120ZM124 80V79H123ZM122 80V81H123ZM231 80V79H230ZM229 80V81H230ZM240 80H241V78H240ZM257 80V81H258ZM264 79H260V81H258L257 83H259V82H262ZM19 81H18V83H19ZM97 81V80H96ZM104 81V80H103ZM101 82V80H100V82L102 83V85L103 84H105L104 82ZM111 81H113V78H112V80ZM111 81H110V83H111ZM115 81V80H114ZM118 81V80H117ZM128 81V80H127ZM246 81V80H245ZM245 81H243L242 80V83H241V81H239L241 84H240V86L241 87H244L245 86V84L248 82V84H250L249 82V80L246 82V83H243V82H245ZM253 81L251 82V83H253ZM91 82V81H90ZM90 82H88L87 81V84H89ZM107 82V81H106ZM143 82V81H142ZM155 82H157V81H155ZM159 82V81H158ZM208 83L209 82H213V81H207ZM225 82V83H226ZM232 82H234V80L232 81ZM264 82V81H263ZM55 83H57V82H55ZM95 83H99V81H97V82H95ZM113 83V82H112ZM115 83V82H114ZM119 83V82H118ZM121 84H122V82H120ZM221 83H224V82H221ZM224 83V84H225ZM235 83V82H234ZM256 83V82H255ZM255 83L253 84V85H255ZM29 86H28V85ZM93 85H96V84H94V83H92ZM92 84L91 85H89L90 87L92 86ZM219 84V83H218ZM238 84V83H237ZM236 84V87H238L239 85H237ZM244 84V85H243ZM247 84V85H248ZM261 85H262V83H260ZM9 85V84H8ZM17 85V84H16ZM106 85H108L107 83H106ZM145 85V84H144ZM232 85H234L233 83H232ZM232 85H230V86H232ZM259 85V84H258ZM11 86H13V85H11ZM10 86V87H11ZM103 86H105V85H103ZM127 86V85H126ZM125 86V87H126ZM137 86V85H136ZM139 86H140V84H139ZM147 86H149V83H148V85ZM181 86V85H180ZM186 86V85H185ZM194 86H196V84L194 85ZM218 86H220V85H217V87ZM225 86V87H224ZM229 86V85H228ZM257 86V85H256ZM256 86H253V88L254 87H256ZM7 87V86H6ZM17 87V86H16ZM23 87H20V90H19V88H18V90L19 91H24L25 89H22ZM92 87H94V86H92ZM98 87H99V85H98ZM129 87V86H128ZM134 87V86H133ZM132 87V88H133ZM177 87H179V86H177ZM191 87H192V85H191ZM199 87H201V86H199ZM199 87H198V89H199ZM215 87L217 90H218V88H222V86H220V87ZM12 88V87H11ZM100 88H102L101 87V84H100ZM106 88V87H105ZM105 88H102V89H105ZM122 88V87H121ZM130 88V87H129ZM132 88L130 89V90H132ZM137 88V87H136ZM140 88V87H139ZM139 88H137V89H139ZM141 88H146L145 86L143 87H141ZM140 88V89H141ZM185 88V87H184ZM204 88V87H203ZM232 88V87H231ZM247 88V87H246ZM246 88L245 89H242V90H246ZM261 88V87H260ZM22 89V90H21ZM31 89V90H30ZM94 89V88H93ZM97 88H95V90H96ZM99 89V88H98ZM98 89H97V91H98ZM101 89V90H102ZM128 89V88H127ZM126 89V90H127ZM134 89V88H133ZM149 89V88H148ZM148 89H145L146 91H148ZM187 88H185V90H186ZM194 89H196V90H198L197 88H194ZM194 89H192V90H194ZM205 89V88H204ZM202 90V88L200 89V90H202V91H205V90ZM228 90L226 91L227 92V94H228V91H230L229 90V87L227 88ZM232 89H235V87L233 86V88ZM237 89V88H236ZM248 89V88H247ZM259 89V88H258ZM262 89H263V87H262ZM262 89L260 90V91H262ZM9 90V89H8ZM11 90H13V89H11ZM94 90V91H95ZM100 90V91H101ZM151 90H152V88H150V92H151ZM153 90H154V88H153ZM199 90V93L200 92H202V91H200ZM239 90V92H241L240 91V89H238ZM238 90H236V92H235V90H231V93L233 94V91H234V94L235 93H237V91ZM254 90V89H253ZM88 91L90 92L89 94H90V97H89V95H88ZM97 91H95V92H97ZM106 91H108V90H106ZM110 91V90H109ZM139 91V90H138ZM142 91H144V90H142ZM141 91V92H142ZM190 91V90H189ZM207 91V90H206ZM255 91V90H254ZM259 91V92H260ZM11 92V91H10ZM86 92V93H85ZM102 93L101 94H103L104 95V91H101ZM119 92V93H120ZM194 92V91H193ZM215 92H217L216 90H215ZM225 92V93H226ZM238 92V93H239ZM243 92V91H242ZM241 92V93H242ZM245 92V91H244ZM246 92H248V91H246ZM246 92H245V94H246ZM257 92V91H256ZM255 92V93H256ZM16 93H18V91L16 92ZM20 93V92H19ZM18 93V94H19ZM24 93H26V95L25 96H27L28 97V95H30L31 96V94H28L27 95V93L28 92H26V90H25V92H23V94ZM99 92H97V94H98ZM107 93V92H106ZM119 93H117L116 92V94H119ZM138 93V92H137ZM145 93V92H144ZM190 93H192V91H190ZM203 93V92H202ZM201 93V94H202ZM241 93H239V95H235L237 98H238V96H240L241 95ZM262 93H263V91H262ZM14 94V93H13ZM17 94V95H18ZM88 96H87V95ZM92 94V95H91ZM96 93L94 94L95 95V97H96V95H97ZM111 94H114L113 93V90H112V92H111ZM152 94V93H151ZM154 94V93H153ZM160 94V93H159ZM205 94V93H204ZM206 94L204 95V96H206ZM215 94V93H214ZM227 94H226V96H227ZM234 94H233V96H234ZM243 95H244V93H242ZM253 94V93H252ZM257 94V93H256ZM20 95H21V93H20ZM108 95H109V93H108ZM141 95H142V93H141ZM146 95V94H145ZM156 95H158V94H156ZM194 95V94H193ZM200 95V94H199ZM216 95V94H215ZM229 95V94H228ZM262 95V97H264V95L263 94H261ZM260 95V96H261ZM93 96V97H92ZM105 96V95H104ZM111 96V95H110ZM109 96V98H112V97H110ZM114 96H115V94H114ZM114 96H113V98H114ZM139 96V98H140V100H141V97H140V94L138 93L137 94V96H135V97H138ZM142 96H144V95H142ZM146 96H148V95H146ZM150 96V95H149ZM148 96V97H149ZM161 96V95H160ZM204 96H200L201 98L203 97V99H205L204 98ZM209 96V95H208ZM233 96H231V94L229 95V99H231V97H232V99L234 100H236V98H235V96H234V98H233ZM253 97H255V99L254 98H252V100H255V101H257V96H255V95H252ZM21 97V96H20ZM162 97V98H163ZM22 98V97H21ZM25 98V97H24ZM32 99H30V97L28 98V99H30V100H32V102L34 103L35 102V97H31ZM33 98H34V100H33ZM93 98V99H92ZM99 98H102V100H103V102H102V100L101 99H99ZM106 98V97H105ZM145 98V97H144ZM144 98H143V100H144ZM153 98L155 99V101L153 100ZM189 98V97H188ZM190 98H189V100H190ZM195 98V97H194ZM206 98H207V96H206ZM240 98V97H239ZM258 98H259V95H258ZM26 99V98H25ZM101 100V101H99V100ZM123 99V103H125V100ZM212 99V100H213ZM260 99V98H259ZM263 99V98H262ZM262 99H260L261 100V102H263V100ZM106 100V99H105ZM107 100H110V99H107ZM106 100V101H107ZM140 100L138 99V102H140ZM169 100V101H168ZM181 100V99H180ZM179 100V101H180ZM201 100V99H200ZM216 100V99H215ZM234 100V101H235ZM251 100V101H252ZM49 99H48V102H51ZM155 103H154V102ZM186 101V100H185ZM191 101V100H190ZM210 101H211V103H210ZM230 101V100H229ZM233 101V105H234V102ZM237 101H239L238 99H237ZM243 101V100H242ZM27 102H30V101H28L27 100ZM27 102L25 103L26 104V106L28 105L29 106V104H27ZM32 102H30L31 104H30V107L32 106V107H34L33 105H32ZM36 102H40V99H39V101H38V99L36 100ZM35 102V103H36ZM46 102V101H45ZM116 102L118 103V104H120V105H118V104H116ZM137 102V103H138ZM142 102V101H141ZM145 102V101H144ZM254 102V101H253ZM261 102H260V104H261ZM41 103V102H40ZM57 103V102H56ZM143 103V102H142ZM142 103H139L141 106H142ZM152 103V104H151ZM154 103V104H153ZM176 103H178V101L176 102ZM181 103V102H180ZM179 103V104H180ZM187 103H188V101H187ZM229 103V102H228ZM228 103H227V105H228ZM231 103H232V101H231ZM240 103H242V102H240ZM240 103H238V104H240ZM244 103V102H243ZM242 103V104H243ZM250 103V102H249ZM248 103V104H249ZM42 104V103H41ZM41 104H35V106H39V105H41ZM46 105L48 104L47 102L45 103ZM173 104V103H172ZM189 104V103H188ZM190 104H192V102H190ZM189 104V105H190ZM43 105V104H42ZM49 105V104H48ZM47 105V106H48ZM150 105H153L155 108H154V110L153 109H151V106ZM156 105V106H155ZM178 105V106H177ZM181 105V104H180ZM202 105H205V106H203L202 107ZM219 105V106H220ZM251 105V104H250ZM252 105H254L253 103H252ZM251 105V106H252ZM262 105V104H261ZM158 106V107H157ZM163 106V107H162ZM185 106V105H184ZM232 106V105H231ZM236 106H237V104H236ZM240 106L242 107V105L240 104ZM239 106V109L241 108ZM244 106H246V103H245V105ZM260 107V105L258 104V105H256V107ZM31 107V108H32ZM51 107V106H50ZM53 107V110H56V112H58V110L60 111V113L62 112V110L64 109H66V108H68V107H66V108H63L62 106L57 110V109H55V108H58V107H56V106H52ZM55 107V108H54ZM217 107V106H216ZM215 107V108H216ZM222 107H224V105H222L220 108H222ZM226 107V106H225ZM224 107V108H225ZM235 107V106H234ZM238 107V106H237ZM255 107V108H256ZM262 107V106H261ZM38 108V107H37ZM39 108H42L43 110L42 111H45V109L47 110V107L45 106V109H44V107L43 106H39ZM61 108H63L62 110H60ZM172 108V109H171ZM183 108V107H182ZM185 108H186V106H185ZM196 108H197V111H196ZM211 108V109H212ZM224 108H222V109H224ZM227 109H228V107H226ZM225 108V109H226ZM246 108V107H245ZM36 109V108H35ZM51 110L50 111H52V108H50ZM70 109H68V110H70ZM153 110V112L154 111H156V112H152L151 110ZM156 109V110H155ZM175 109H177V111L175 110ZM186 109H188V108H186ZM207 109V108H206ZM222 109L221 110H219L218 112H216V113H219L220 111H222ZM238 109V110H239ZM242 109H244V107L242 108ZM257 110H258V108H256ZM263 109H264V107H263ZM32 110H33V108H32ZM162 110V111H161ZM174 110V111H173ZM182 110V109H181ZM189 110V109H188ZM208 110V109H207ZM216 110V109H215ZM218 110V109H217ZM231 110H233V111H231V112H235L234 110V108L233 109H231ZM246 110H248V108L246 109ZM251 110V109H250ZM252 110H255L254 108H252ZM256 110V111H257ZM31 111V110H30ZM30 111H29V113H30ZM212 111V110H211ZM210 111V112H211ZM227 112H228V110H226ZM226 111H224V112H226ZM255 111V113H256V115H258L259 113H257ZM17 112V111H16ZM16 112H14V113H16ZM23 112V111H22ZM33 112V111H32ZM35 112V111H34ZM47 112L48 113H50L48 110H47ZM68 112V117H66L67 118V120L69 119V114H72V113H69V112H72V111H67ZM174 112V113H173ZM176 112V113H175ZM188 112V111H187ZM208 112H209V110H208ZM212 112H215V111H212ZM223 112V114H225ZM229 112H230V110H229ZM260 113H264V112H261V110L259 111ZM11 113H13V112H11ZM13 113V115L15 116V117H17L15 114ZM18 113H20V112H18ZM24 114H25V112H23ZM39 113V112H38ZM51 113H54V111H52ZM59 113V112H58ZM60 113H59V115H60ZM75 113V112H74ZM171 114V115H169V114ZM221 113V112H220ZM243 113V114H244ZM3 114V113H2ZM17 114V113H16ZM27 114V113H26ZM25 114V115H26ZM44 114V113H43ZM57 114V113H56ZM56 114H53V115H56ZM61 114H63V113H61ZM64 114H66V112L64 113ZM175 114V115H174ZM177 114V115H176ZM178 114H179V116H178ZM183 114V118H184V113H182ZM215 114V113H214ZM214 114H212V116L214 115ZM228 113H226V115H227ZM231 114V113H230ZM250 115V118L248 117L249 115ZM5 115V114H4ZM6 115H8V114H6ZM11 115V114H10ZM12 115V116H13ZM25 115H23V116H25ZM30 115L32 116L33 115V113H30ZM37 115V114H36ZM40 115V114H39ZM46 115V114H45ZM58 115V114H57ZM172 115H174V120L173 121H175L176 122V124H177V126L179 127V129L177 130L176 128V130H174V131H172L171 129H169V125H170V122H172V123H174L175 124V122H173L172 120H171V118L173 117ZM209 115V114H208ZM216 115V114H215ZM231 115V116H232ZM260 115V114H259ZM262 115V114H261ZM0 116H2L1 114H0ZM9 116V115H8ZM13 116V117H14ZM20 116L22 117V114L20 113L19 114V119H18V117H17V119H13V120H17V124L20 122ZM27 117L29 116V114L28 115H26ZM31 116H29V118L31 119ZM42 116V115H41ZM40 116V117H41ZM44 116V115H43ZM49 116V115H48ZM65 116H67V114L65 115ZM169 117V118H166V117ZM181 116V117H180ZM206 116H207V114H206ZM217 116H220V118H222L221 117V115H218L217 114ZM223 117H224V115H222ZM239 116H241L240 118H241V120H239ZM5 117H7V116H4V119H5ZM11 117V116H10ZM35 117V116H34ZM34 117H32L33 119H34ZM46 117V116H45ZM55 117V116H54ZM54 117L52 118V116L50 117V118H52L53 120H51L50 118V120L51 121H53L54 122V124H55V120H54ZM57 117V116H56ZM59 117V116H58ZM176 117H177V120H176ZM178 117H180V118H178ZM210 118H211V116H209ZM213 117H216V116H213ZM238 117V118H237ZM244 117V118H243ZM251 117H253V118H251ZM7 118H9V117H7ZM64 117H62V118H58V121L60 122V120H62ZM71 118V117H70ZM80 118V117H79ZM217 118V117H216ZM234 118H237V119H235L236 120V122H235V120H233ZM244 119V121L246 120V122H242L243 121V119ZM247 118V119H246ZM28 119V118H27ZM29 119V120H30ZM35 119H36V117H35ZM40 118H38V120H39ZM44 119V118H43ZM42 119V120H43ZM48 119V118H47ZM77 119V118H76ZM100 119V120H102V122H101V124H100V122L98 121V120ZM202 119H204V121H201ZM227 118L225 117V119L224 120H226ZM228 119L229 120H231V118H230V116L228 117ZM7 120V119H6ZM10 120V119H9ZM12 120V119H11ZM24 120V119H23ZM26 120V119H25ZM28 120V121H29ZM64 120V119H63ZM183 120V119H182ZM187 120H188V122H187ZM193 120V121H192ZM220 120V119H219ZM229 120L228 121H226V125L227 124H229ZM247 120H249V122L247 121ZM263 120V121H262ZM21 121H22V119H21ZM31 121V120H30ZM33 121V120H32ZM45 121V120H44ZM57 121V122H58ZM69 121V120H68ZM89 121V122H90ZM158 121V122H157ZM209 121L211 122L212 120L211 119H209ZM217 121H218V118H217ZM222 121H223V119L222 120H220V122L222 123ZM239 121V122H238ZM16 122V121H15ZM26 122V121H25ZM34 122H35V120H34ZM39 122V121H38ZM41 122V121H40ZM50 122V121H49ZM57 122H56V124H57ZM61 122H63V121H61ZM60 122V123H61ZM64 122H65V120H64ZM71 121H69V124H70V126H72V124L70 123ZM92 122H90V123H92ZM99 122V123H98ZM181 123V124H179L178 125V123ZM213 122H215L216 123V121L214 120ZM224 122V121H223ZM228 122V123H227ZM241 122V123H240ZM2 123V122H1ZM23 123V122H22ZM26 123H28V122H26ZM31 123V122H30ZM30 123H29V125H30ZM52 123V122H51ZM104 123V124H105ZM163 123V124H162ZM166 123H168V126L167 125H165ZM184 123V124H183ZM204 123H202V126L204 127ZM219 123V122H218ZM221 123L219 124V126H223V125H221ZM8 124H10V123H8ZM20 124H21V122H20ZM25 124V123H24ZM24 124H23V126H24ZM39 124H41V123H39ZM39 124H37V125H39ZM89 124V123H88ZM92 124V125H93ZM94 124V125H95ZM175 124V125H176ZM190 124V125H189ZM229 124V125H230ZM231 124V125H232ZM6 125H7V122H6ZM16 125V124H15ZM15 125H13V126H15ZM22 125V124H21ZM44 125V124H43ZM49 126H50V124H48ZM52 125H53V123H52ZM166 127H165V126ZM174 125V126H175ZM180 125H181V127H180ZM183 125H185L186 127H184ZM233 125V126H234ZM23 126L21 127V128H23ZM27 126V125H26ZM25 126V127H26ZM31 127H32V125H30ZM29 126V127H30ZM59 126H61V124L59 125ZM172 126H173V124H172ZM190 126V127H189ZM217 126H218V124H217ZM234 126V128H236ZM249 126H251V127H249ZM258 126V127H257ZM263 126V123H262V125H261V127ZM12 127V126H11ZM17 127V126H16ZM24 127V128H25ZM28 127V126H27ZM53 127V126H52ZM91 127V126H90ZM95 127V126H94ZM105 127H106V125H105ZM168 127V128H167ZM176 127V126H175ZM177 127V128H178ZM197 128L199 127V126H196ZM200 127H201V125H200ZM199 127V128H200ZM210 127H213L214 128V124H213V126H210ZM226 127V126H225ZM264 127V126H263ZM262 127V128H263ZM6 128V127H5ZM37 128V127H36ZM47 128V127H46ZM55 128V127H54ZM75 128V129H74ZM82 128V129H81ZM184 129L185 130V132L187 131H189L190 133H185V135H188V136H190V137H188V136H185L184 135V130L182 131V133H183V135H182V133H181V130L182 129ZM186 128V129H185ZM189 128V129H188ZM217 128V127H216ZM219 128V127H218ZM227 128V127H226ZM231 128V126L229 127V129ZM9 129V128H8ZM7 129V130H8ZM33 129H34V127H33ZM38 129V128H37ZM93 130H94V128H92ZM201 129V128H200ZM204 129V128H203ZM202 129V130H203ZM222 129H224L225 130V133H227L228 131V128L227 129H225V128H223L222 127ZM5 130V129H4ZM3 130V131H4ZM6 130V131H7ZM10 130H11V128H10ZM35 131H37L36 129H34ZM33 130V131H34ZM48 130V129H47ZM55 130H56V128H55ZM83 130H85V128L83 129ZM120 130V131H119ZM124 130V132H121V131H123ZM191 130V131H190ZM202 130L201 131H197V133H198V136H199V133L201 132V134H202ZM217 130H219V129H216V132H217ZM221 130V129H220ZM234 130H236V129H230V131H233V134L236 132H234ZM246 130H248V131H246ZM254 130V129H253ZM12 131H13V129H12ZM15 131V130H14ZM26 131H28V130H26ZM41 131V130H40ZM39 131V132H40ZM43 131V130H42ZM52 131V130H51ZM57 131V130H56ZM126 131H129L128 133H125ZM175 131H179L181 134H179V133H177V132H175ZM204 131V130H203ZM213 131H215L214 129H213ZM227 131V132H226ZM17 132L18 133H16V132H14V133H16L17 134V136H18V134H19V130L17 129ZM22 132V131H21ZM24 132V131H23ZM22 132V133H23ZM38 132V131H37ZM44 132V131H43ZM53 132V131H52ZM59 132V131H58ZM63 132V131H62ZM85 132V131H84ZM87 132V131H86ZM95 132H96V130H95ZM105 132V133H106ZM116 132V133H117ZM120 132L122 133L121 135H124V138H126V139H124V140H122L123 138V136H121L120 135ZM219 132V131H218ZM239 131L237 130V133H238ZM240 132H241V130H240ZM239 132V133H240ZM247 132V133H246ZM2 133V132H1ZM0 133V134H1ZM11 133V132H10ZM30 133V132H29ZM33 133H35V132H33ZM109 133V134H108ZM220 133V134H221ZM232 133V132H231ZM24 134H27V133H25L24 132ZM41 134V133H40ZM44 134V133H43ZM49 134H50V132H49ZM52 134V133H51ZM61 135H63L62 133H60ZM74 134V133H73ZM80 134H82V135H80ZM86 134V135H85ZM89 134H91V135H89ZM205 134H203L202 136H204ZM232 134V136H234ZM248 134H250V136L251 135H253L252 133H248ZM6 135V134H5ZM22 136H23V134H21ZM20 135V136H21ZM31 135H32V132H31ZM76 134H74L73 136H75ZM77 135V136H78ZM83 135H84V137H83ZM93 135H95V137L93 136ZM99 135H100V138H99ZM101 135L103 136V137H101ZM126 135V136H125ZM128 135V136H127ZM193 135V136H192ZM227 135L229 136L230 134H229V132L227 133ZM236 135H239V134H236ZM255 135V134H254ZM253 135V136H254ZM16 136V135H15ZM16 136V137H17ZM25 136V135H24ZM24 136L23 137H21V138H24ZM36 136V135H35ZM43 136V135H42ZM47 136H48V134H47ZM51 136V135H50ZM49 136V137H50ZM65 136V135H64ZM72 136V135H71ZM82 136V137H81ZM86 136V137H85ZM104 136H105V139H104ZM192 136V137H191ZM249 136V137H250ZM26 137V136H25ZM46 137V136H45ZM109 137V136H108ZM114 137H118L119 138V140H121V142L122 141H124V143L122 144V147L121 148H123V150H121L122 152L123 151H125V152H123L124 154H122L121 153V155H120V153L119 154H117V153H115V155L117 154V156H116V159L119 157V159H118V161L119 160H121V161H119L120 163L123 161H125L124 159L122 160L121 158L124 156H126V158L128 157V159H126L127 160V162H128V160H130L129 161V163H127L128 165H127V167L129 166V169H130V167L133 165V167H135L136 166V162H137V164H139V163H141V164H145L144 166H146V167H140L141 168V170H140V172L138 173L136 170H138V169H136V170H133V171H131L130 170V172H129V174L127 175V176H125L126 174H124V179H122L123 180V182H124V184H125V186L123 185V187L122 188H124V190H125V193H124V195H123V197L122 198H120V196H117V194L118 193H122V192H124V190H122V189H120V190H122V192H120L119 190V192L118 191H116V189L115 190H113V189H111L112 187H115V186H119L120 188H121V184H123L121 181H117V179L116 178H118L117 176L119 175V173H121V171H122V167H120L121 165H123V162H122V164H118L119 162L118 161H115V164H116V162H117V167L116 166H114L115 168H118V167H120V172L118 173V175L115 177L114 176V174H113V176L114 177H112V178H115V179H112L111 178V174L113 173L111 170L112 169H115L114 167H111L110 165H115V164H113V162H114V160L111 162V159H113V158H115V155H114V157L113 156H111V159H109L110 158V156L108 157V155H110V153L112 152L111 150L113 149V147L115 146V147H117L118 146V144H120V143H116L117 145H115L114 144V142H119V140L118 139H116V138H114ZM210 137H212L211 139H210ZM224 137H227V136H224ZM18 138V140L17 141H19V137H17ZM28 138V137H27ZM29 138H31V137H29ZM54 138V137H53ZM66 138V137H65ZM72 138V137H71ZM74 138V137H73ZM82 138V139H81ZM95 138H98V142H97V139H95ZM103 138V139H102ZM194 138V139H193ZM220 138V139H219ZM251 138V137H250ZM7 139V138H6ZM35 139V138H34ZM68 139V138H67ZM75 139V138H74ZM77 139V138H76ZM75 139V140H76ZM192 139H193V141H192ZM206 139V138H205ZM10 140V139H9ZM24 140H25V138H24ZM27 141H28V139H26ZM54 140V139H53ZM59 140V139H58ZM95 140H96V142H95ZM105 140V141H104ZM118 140V141H117ZM195 140V141H194ZM227 140V139H226ZM21 142H23V139L22 140H20ZM19 141V142H20ZM90 141V142H89ZM252 141H254V142H252ZM9 142H13V141H8V143L7 144H9ZM14 142H15V140H14ZM50 142V141H49ZM66 143H67V141H65ZM77 142V141H76ZM105 142V143H104ZM107 142V143H106ZM244 142V141H243ZM249 142H252V143H249ZM26 143V142H25ZM51 143V142H50ZM64 143V142H63ZM90 143H91V146H90ZM101 143H104V145H103V148H101V150L102 149H105L106 151H107V149H108V151H107V154H108V152H109V154L107 155L105 152L106 151H102L101 152V150H100V147H101ZM12 144V143H11ZM10 144V145H11ZM32 145V143H29L27 146H30L31 147V145ZM101 144V145H100ZM106 144L107 145H109V146H112L111 144H113V146H112V149L111 148H109L108 146H106ZM10 145H8V146H10ZM25 146H26V144H24ZM46 145H48V144H46ZM50 145V144H49ZM48 145V146H49ZM76 145V144H75ZM87 145V146H86ZM248 145V146H247ZM13 146V145H12ZM11 146V147H12ZM47 146V147H48ZM50 146H52V145H50ZM60 146H62V144L61 145H58V148H60ZM100 146V147H99ZM118 146V147H119ZM227 148H226V147ZM13 147H15V146H13ZM32 147H33V145H32ZM78 147V146H77ZM105 147V148H104ZM108 147V148H107ZM247 147V148H246ZM34 148V147H33ZM32 148V149H33ZM62 148V147H61ZM99 148V149H98ZM35 149V148H34ZM65 148H63V149H61L62 151L64 150ZM80 149V148H79ZM78 149V150H79ZM148 149H150V152H151V150L155 153V155L156 154H159V156L157 155V156H154V155H151V154H148L147 156H145L146 155V152L147 153H150L149 152V150ZM164 149V150H163ZM166 149H168V150H166ZM5 150V149H4ZM12 150V149H11ZM10 150V151H11ZM36 150V149H35ZM60 150V151H61ZM77 150V151H78ZM95 150H98L97 151V153H99V155L96 153V151ZM114 150H116L117 151V148H114ZM147 150V151H146ZM170 150V151H169ZM34 151V150H33ZM65 151V150H64ZM91 151V152H90ZM111 151V152H110ZM115 151V152H116ZM120 151V150H119ZM163 151V152H162ZM166 151H168V152H166ZM8 152V151H7ZM14 152V151H13ZM30 152H31V150H30ZM36 151H34V153H35ZM52 152V151H51ZM57 152V151H56ZM66 152V151H65ZM65 152H63V155H64V153ZM81 152V150L79 151V155L81 154L80 153ZM85 152H82V156L80 157V158H83V156H85V154H83V153H85ZM89 152L90 153H92V155L90 154V157H89ZM93 152H94V154H93ZM100 152L102 153V156L100 155ZM118 152V151H117ZM145 152V153H144ZM152 152V153H153ZM165 152V153H164ZM2 153V152H1ZM6 153V151L4 152V154ZM12 153V152H11ZM105 155H107L106 156V158L104 157L103 158V156H104V154ZM8 154V153H7ZM14 154H16L15 152H14ZM54 154V153H53ZM66 154V153H65ZM97 154V155H96ZM114 153H111V155H113ZM9 155H13V154H10V152H9ZM67 155V154H66ZM93 155H94V158H93ZM35 156H37L36 154H35ZM96 156H99V157H96ZM68 157V158H67ZM75 157H76V155H75ZM89 157V158H88ZM91 157L93 158V160L94 161H90V159H91ZM101 157V158H100ZM108 157V158H107ZM123 157V158H124ZM135 157V158H134ZM64 158V157H63ZM95 158H98V159H95ZM100 158V159H99ZM103 158V159H102ZM76 159V158H75ZM108 161L107 162V164H106V160ZM132 159V160H131ZM18 160V159H17ZM63 160H61V161H63ZM74 160V159H73ZM82 160V159H81ZM98 160H99V162H98ZM136 160V161H135ZM140 162H139V161ZM58 161V160H57ZM79 161V160H78ZM98 162V163H100V164H98V163H96V162ZM102 161H105V162H102ZM110 161V162H109ZM135 163H134V162ZM153 161H154V164H153ZM90 162H91V165H90ZM95 163L96 165H97V167L96 168H99L98 169V171L99 170H101L102 168H103V164L105 165L106 164V167H105V169L107 168V170H109V171H111L110 173H109V177L113 180V181H115L114 183H116V184H114L113 183V181H109L110 183H113L112 184V186H110L111 184L109 183V182H107L108 181V178L109 177H107V175L105 176V173H106V171H105V169L103 168V170L105 171H103V172H100V173H97V175H99V174H102V178L100 177V176H98L99 178H97V177H95V175L96 174H93V173H95V171L97 170H95L94 171V169L95 168H93L92 166H94L95 164H92V163ZM131 162V163H130ZM16 163V162H15ZM59 163V162H58ZM75 163H77L76 161H75ZM132 163H134V164H132ZM9 164V163H8ZM13 163H11V165H12ZM17 164V163H16ZM108 164H109V167H107L108 166ZM126 163H124V165H125ZM130 164V165H129ZM141 164H140V166H141ZM0 165H3V164H0ZM100 165V167H98ZM123 165V166H124ZM149 165V166H148ZM4 166H5V164H4ZM3 166V167H4ZM58 166V165H57ZM74 166V165H73ZM85 166H87V167H85ZM137 166H139V165H137ZM156 166V167H155ZM69 167V168H68ZM90 167V168H89ZM125 167V166H124ZM123 167V168H124ZM51 168V167H50ZM75 168V167H74ZM91 168H92V171H91ZM109 168V169H108ZM126 168V167H125ZM125 168H124V170H125ZM154 168V169H153ZM156 168V169H155ZM3 169V168H2ZM1 169V170H2ZM5 169V168H4ZM13 169V168H12ZM12 169H10V170H12ZM22 169V168H21ZM41 169V168H40ZM90 169V170H89ZM134 169V168H133ZM6 170H9V169H6ZM25 170L27 171V173H26V175H28L29 176V174H30V172H31V170H30V168H29V171H28V169H23V171L25 172ZM59 170H62V171H59ZM117 170V169H116ZM123 170V171H124ZM128 169H126V171H127ZM13 171H17V169L16 170H13ZM35 171H36V169H34V174H35ZM89 171H91V172H89ZM94 171V172H93ZM98 171H96V172H98ZM108 171V172H109ZM122 171V172H123ZM125 171V172H126ZM1 172V171H0ZM3 172H4V170H3ZM22 172V171H21ZM41 172V171H40ZM43 172H45V170H43ZM66 172L68 173V175L66 174ZM107 172V173H108ZM2 173V172H1ZM5 173V172H4ZM3 173V174H4ZM8 173V172H7ZM38 173H39V171L37 170V172H36V174L38 175ZM42 173V172H41ZM47 173V172H46ZM45 173V174H46ZM89 173V174H88ZM92 173V174H91ZM104 173V174H103ZM126 173H128V171L126 172ZM143 173V174H142ZM31 174H33V171L31 172ZM30 174V176H32ZM35 174V175H36ZM44 174V175H45ZM82 174H84L83 176H82ZM91 174V175H90ZM117 174V173H116ZM11 175V174H10ZM16 176L17 175H19L20 176V178H22L21 177V175H24V178H26L25 177V174H15ZM14 175V176H15ZM36 175V176H37ZM41 175V174H40ZM47 175V174H46ZM55 175V176H54ZM57 175V176H56ZM72 175V174H71ZM94 175V176H93ZM107 177V180H106V178L104 177ZM0 176H2V174L0 175ZM7 176V175H6ZM9 176V175H8ZM14 176H12L13 177V179H15V180H17L18 181V179H16V178H14ZM30 176H29V178H30ZM90 176H93V177H90ZM3 177V176H2ZM10 177L11 176H9V179H10ZM34 177V176H33ZM33 177H31V179H33ZM42 177V176H41ZM40 177V178H41ZM74 177H77V179H79V181H77V179L75 178L74 179ZM79 177H83V178H79ZM103 177H104V181H101L102 182V185L104 184L106 187V190H105V188H104V186L102 187V186H99V189H98V185H100L101 183L100 182H98V179H99V181L100 180H102L103 179ZM19 178V177H18ZM19 178V179H20ZM35 178L36 177H34V180H35ZM71 178V177H70ZM89 178H91V179H89ZM92 178H94V180H92ZM95 178H97V180L95 179ZM1 179V178H0ZM6 179V184H8L9 182L11 183L12 182V184H13V179L12 180H10L9 182H8V178L7 177H5L4 178V180ZM23 179V178H22ZM31 179H28V178H26V179H23V180H21V181H24L25 180V182H26V180H31ZM45 178H43V180H44ZM63 179V178H62ZM111 179H109V180H111ZM121 179V178H120ZM36 180H38L39 181V179H37L36 178ZM35 180V181H36ZM46 180H48V179H46ZM70 180V179H69ZM32 181L33 180H31L30 182H31V187H33L32 185L33 184H35V186H37V187H39L38 186V183H40L42 180H40V182H35L34 183V181H33V184H32ZM52 181V180H51ZM52 181V182H53ZM97 181V182H96ZM3 182V181H2ZM5 182H3V184L5 183ZM47 182V181H46ZM94 182H95V184H94ZM105 182V183H104ZM118 182H121V183H118ZM17 183V182H16ZM22 183L23 182H21V183H17L18 185V188L17 189H19L21 186L20 185H22ZM28 183V182H27ZM98 185H97V184ZM100 183V184H99ZM148 184V185H146V184ZM12 184H8V185H4V189L7 187V186H11ZM20 184V185H19ZM26 184V183H25ZM30 184V183H29ZM52 184V183H51ZM50 184V185H51ZM93 184H94V186L96 187V185H97V189H98V195H100V197L99 198H93L92 199V197H90L89 198V196L90 195H88V194H90L91 192V187L93 186ZM108 184V185H107ZM13 185H16L15 184V182H14V184ZM40 185H43L42 184V182H41V184ZM49 185V186H50ZM92 185V186H91ZM1 187L3 186L2 184L0 185ZM10 186H9V188H10ZM16 186V187H17ZM20 186V187H19ZM23 186V185H22ZM58 186H60V187H58ZM91 186V187H90ZM110 188H109V187ZM117 186V187H118ZM31 187L29 186V189H31ZM45 187H46V185H45ZM88 187L91 189V190H89L88 189ZM107 187L109 188V190L107 189ZM116 187V188H117ZM119 187H118V189H119ZM7 189V190H11V189H13V192L15 193H13L12 192V190H11V192L13 193V195H16V194H18V192L16 193V189H14V188H10V189ZM22 188V187H21ZM36 188V187H35ZM41 188V187H40ZM40 188H39V190H40ZM44 188V187H43ZM93 188V190H95L96 188H94V187H92ZM23 189V190H22ZM21 190H22V192H24V188H22ZM34 189V188H33ZM31 189V193H35L34 191L35 190H38V189ZM49 189V188H48ZM86 189H88L89 190V192L90 193H88L87 191L88 190H86ZM97 189H96V191H97ZM42 190V189H41ZM40 190V191H41ZM61 190V189H60ZM68 190V189H67ZM108 190V191H107ZM0 191H1V189H0ZM4 191V190H3ZM43 191L44 190H42L41 192H42V197H43V195L44 196H46L45 194L46 193H44L43 194ZM69 191V190H68ZM95 191V192H96ZM8 192V191H7ZM21 192V196H22V193ZM27 192H29V190L27 191ZM37 192V191H36ZM41 192H40V194H41ZM58 192V191H57ZM66 192V193H65ZM64 193L65 194H67V191H65ZM112 194H110V193ZM25 193V192H24ZM39 193V192H38ZM51 193V192H50ZM63 193V194H64ZM86 193H88V194H86ZM0 194H1V192H0ZM10 195H11V193H9ZM39 194V195H40ZM75 194H79V196H77L76 197V195ZM84 194H86L85 195V197L83 196ZM93 194H94V191H93ZM1 195H3V194H1ZM8 195V194H7ZM25 195V194H24ZM36 195V194H35ZM39 195H36V196H39ZM59 195V196H58ZM97 195V194H96ZM119 195V194H118ZM121 195V194H120ZM65 196V195H64ZM88 196V197H87ZM8 197V196H7ZM10 197V196H9ZM16 197V199H17V195L15 196ZM31 197H32V195H31ZM51 197H55V200L53 201V199L51 198ZM56 197H58L57 199H56ZM62 197V198H61ZM88 199H87V198ZM94 197H97V196H95V194H94ZM119 197V198H118ZM12 198V197H11ZM33 198L35 199V197L33 196ZM38 199H39V197H37ZM36 198V199H37ZM46 198V199H45ZM49 198H51V202H50V199ZM61 198V199H60ZM86 198V199H85ZM15 199V198H14ZM23 200V199H22ZM24 200L26 201V199L24 198ZM31 200V199H30ZM15 201V200H14ZM17 201V200H16ZM29 201V200H28ZM21 202V201H20ZM31 202H29V205H31L30 204ZM1 204V203H0ZM5 204H6V202H5ZM5 204H4V206H5ZM2 205V204H1ZM0 205V206H1ZM25 205H27L25 202H23V203H21V206H25ZM9 207H11L10 205H8ZM7 206V207H8ZM17 206V205H16ZM8 207V208H9ZM31 206H29V208H30ZM22 209H23V207H21ZM41 208V207H40ZM39 208V209H40ZM5 209V208H4ZM9 209H11V208H9ZM44 209H45V211H44ZM20 210V209H19ZM29 210V209H28ZM34 210V209H33ZM36 211V215L38 216V213H41L42 214V211ZM25 211V210H24ZM31 211H32V209H31ZM30 211V212H31ZM17 212H19V211H17ZM22 212V211H21ZM26 212V211H25ZM24 212V213H25ZM29 212V211H28ZM32 212H34V211H32ZM0 214H2V212H0ZM6 214V213H5ZM35 214V212L32 214V216ZM41 214H39L40 216H41ZM48 214H51V212L50 213H48ZM54 214H56L55 216H54ZM9 215V214H8ZM7 215V216H8ZM21 215V214H20ZM26 215V214H25ZM1 216V215H0ZM22 216H24V215H22ZM22 216H20V218L22 217ZM28 216V215H27ZM31 215L29 214V216L28 217H30ZM40 216H38V217H40ZM11 217H13V216H11ZM16 217V219L18 218V219H20L19 217H17V215L15 216ZM26 217V216H25ZM27 217V219H29ZM5 218V217H4ZM10 218V217H9ZM14 218V217H13ZM23 218V217H22ZM32 218V217H31ZM30 218V219H31ZM43 218V217H42ZM15 219V218H14ZM14 219H12V220H14ZM25 219V218H24ZM37 220H39V219H36L35 221H37ZM1 221V220H0ZM7 221V220H6ZM16 221H20V220H16ZM41 221V220H40ZM32 222V221H31ZM47 222H46V225H47ZM7 223H8V221H7ZM24 223V220H22V224ZM43 223V222H42ZM3 224V223H2ZM5 224V223H4ZM11 224V226L13 225L12 223H10ZM9 224V225H10ZM16 225H17V223H15ZM33 224H34V217H33ZM36 224H38V222L36 223ZM40 224H41V222H40ZM54 224H53V227L54 228H56L55 226H54ZM1 225V224H0ZM16 225H14V226H16ZM32 225V224H31ZM31 225L29 226L28 224H27V226H29V227H31ZM19 226V225H18ZM40 226V225H39ZM44 226H45V223H44ZM29 227H28V229L27 230H29ZM2 228H3V226H2ZM20 228H21V226H20ZM19 228V229H20ZM22 228H24V227H22ZM34 228H37V227H34ZM40 228V227H39ZM42 228H45V227H43V224H42ZM42 228H40V229H42ZM46 228H47V226H46ZM5 229V228H4ZM4 229H1V230H4ZM10 229V228H9ZM18 229V228H17ZM18 229V231L20 232V230ZM40 229H39V231H38V229H37V231L38 232H40ZM51 229V228H50ZM11 230H12V228H11ZM10 230V231H11ZM14 230V229H13ZM24 230V229H23ZM32 230H33V227H32ZM32 230H31V232H32ZM44 230V229H43ZM48 230V229H47ZM46 230V231H47ZM6 231V230H5ZM17 230H16V233L18 232ZM30 231V230H29ZM35 231V233H33ZM34 231L32 232V234L34 235V236H36V234H37V231H36V229H34ZM45 231V232H46ZM19 232L17 233L18 235H19ZM30 232V233H31ZM47 232H49V231H47ZM54 232V231H53ZM1 233H2V231H1ZM4 233H6V232H4ZM4 233H2V234H4ZM10 233V232H9ZM11 233H12V231H11ZM21 233H24V234H22V236H24V238L25 239H27V241H25V242H27L26 244H28L29 245V243H32V242H29L28 243V241L29 240H31L30 239V237L31 236H29V240H28V232L26 231V233H28L27 234V236H25V232H23L22 230H21ZM43 233V232H42ZM52 232H51V230H50V233L49 234H51ZM8 234V233H7ZM6 234V235H7ZM14 234V233H13ZM39 234V233H38ZM55 234H56V232H55ZM12 235V234H11ZM10 235V236H11ZM18 235H15V236H18ZM21 235V234H20ZM33 235H32V237H33ZM53 236H54V234H52ZM51 235V237H53ZM12 236H14V235H12ZM15 236H14V238H15ZM38 236V235H37ZM40 236H43V235H41L40 234ZM5 238H3L2 236H1V238H2V240H3V242L5 243V239H7L6 240V242L8 241V244L6 243V246L7 245H9V235H8V237L9 238H6V236H4ZM48 237H50V236H48ZM48 237H46L48 240L47 241H49V239H52L53 240V238H48ZM13 238V239H14ZM18 238V237H17ZM16 238V239H17ZM21 238V237H20ZM23 238V239H24ZM36 238V237H35ZM33 239L32 238V240H35V242H36V240L38 239L39 241H40V239L39 238H36V239ZM41 238V237H40ZM45 238V237H44ZM12 239V238H11ZM15 239V241H16V244H15V246L16 247H13L12 246V248H11V251L13 250V252H14V250H15V252L14 253H17L16 252V250L17 249H19L18 247H21L20 246V244L22 245V241L21 242H17V240ZM19 239V238H18ZM22 239V238H21ZM20 240V239H19ZM38 240H37V242H38ZM15 241H13L12 240V242H15ZM41 241H42V243H43V241L44 240H42L41 239ZM46 241V239H45V242L46 243H48ZM51 241V240H50ZM11 242V241H10ZM33 243V248H35V246H34V244L35 245H37V242L36 243ZM44 242V243H45ZM54 242V241H53ZM0 243L2 244V241H1V239H0ZM42 243H41V245H42ZM50 243V242H49ZM13 244V243H12ZM12 244H10V245H12ZM39 244H40V242H39ZM39 244H38V247H37V249H40L39 248ZM28 245H26V246H28ZM51 245V244H50ZM54 245V244H53ZM2 246H3V249H4V246L5 245H3L2 244ZM29 246H31V244L29 245ZM43 246H45V244L43 245ZM7 247H9V246H7ZM6 247V248H7ZM42 247V246H41ZM47 247V246H46ZM50 248L49 249H51V248H53V247H51V246H49ZM5 248V250H7ZM15 248V249H14ZM17 248V249H16ZM31 248V249H30ZM43 248V247H42ZM48 248V247H47ZM47 248H45V249H47ZM22 249H24L23 248V246H22ZM26 249H27V247L24 249L25 251V254L24 255H22V252L23 251H21V249H20V252H21V254H20V252H19V254L21 255V256H19L18 254V256L19 257H13L12 255L14 254H12V253H9L8 252V250H7V252L9 253V254H11V256L14 258H11L12 260H14L15 262H16V260H15V258H17V261L19 262H17L16 264H20V261H23V262H21V263H25V264H32V263H34V264H41L42 262H44V259H45V257H44V254H42L41 253V250H39L40 252H39V254H41V255H43V259L41 260L42 262H40V263H37L39 260H40V257L41 256H39V258H38V256L36 257V258H33V259H31V260H35V261H31V260H29L30 258L29 257H35V256H31L32 254H33V252L32 253H30L31 251H29V250H32V247H29L28 249H27V252H26ZM44 249V248H43ZM45 249H44V251H45ZM48 250V249H47ZM2 251H4V250H1L0 249V252H2ZM28 251H29V253H28ZM32 251H34V250H32ZM37 250H35V252H36ZM49 251V250H48ZM34 252V254H36ZM45 252H47V251H45ZM4 253V252H3ZM26 253H28V254H26ZM49 253V252H48ZM52 253H50V255L52 254ZM0 254H2V253H0ZM5 254H6V252H5ZM7 255L6 254V258H7V256H10V255ZM48 255V254H47ZM52 255V257H54ZM4 257V256H3ZM22 257H23V260H22ZM48 256H46V258H47ZM2 258V257H1ZM19 258H21L20 259V261H19ZM25 258H26V260H25ZM27 258H29L28 260L29 261H27ZM39 259V260H38ZM9 260H10V258H9ZM11 260V263H9V264H12V261ZM36 260H37V262H36ZM46 260H48V258L46 259ZM46 260H45V263H46ZM50 260H52V258L50 259ZM50 260L49 261H47V262H50ZM53 260H55V259H53ZM26 261V262H25ZM59 261V262H60ZM3 262H5V260L3 261ZM8 262H10V261H8ZM31 262V263H30ZM57 262V260L56 261H54V262H52L51 261V263L53 264V263H56ZM1 263V262H0ZM6 263V262H5ZM7 264V263H6ZM14 264V263H13ZM44 264V263H43ZM48 264V263H47Z\"/></svg>",
  "mask_w": 264,
  "mask_h": 264
},
{
  "label": "rangeland",
  "instance_id": "rangeland-1",
  "mask_svg": "<svg viewBox=\"0 0 264 264\" xmlns=\"http://www.w3.org/2000/svg\"><path fill=\"white\" fill-rule=\"evenodd\" d=\"M3 1V0H2ZM1 0H0V3L2 2ZM29 1V2H28ZM42 1L43 0H40L39 2H37V0H35V2L32 0H5V1H3V4H0V11H1V17L0 18H2V20L0 19V21H1V24H5L4 25V28H6L5 26H7V31H10L11 29H12V27H13V24H15L14 26H15V30H14V28L12 29L13 31V34L12 35H14V36H16L18 39H19V36H20V38L22 37V35L21 34H24V32L26 31L24 28L26 27V29L28 30H33V32L35 33V32H38L37 30H38V25L40 26L42 23H44V22H48V24H49V26H50V24L52 25L53 24V29L54 30H52L51 32L53 33V40L55 39V40H57V42L59 43L58 45H61L60 47H62L61 49H59V51H58V49L57 48H60L58 45H57V47L56 48H54V45L56 46V42L55 41H53L52 40V45H53V48H51V50H50V48H49V50L48 51H42V54H41V52L39 51V54L37 55V52L36 51H38V50H35V49H37V48H35L34 47V54H33V56H30V57H27V55H26V53L24 52V50L21 48V47H14V50H18V48H20L19 50H18V54H17V52H15V54H13V56H12V49L11 50H7V45L5 44V41L4 40H1V44L2 45H0V71H1V73H0V114L2 115V116H0V164H3V165H0V171L2 172H0V175L2 174V176H0V185L2 184L3 186L1 187L0 186V189H1V194H3V195H1L0 194V203L2 204H0L1 206H0V212H2V214H0L1 216H0V239H1V241H2V244L3 245H5L4 246V249H3V246H2V244L0 243V249L1 250H4V251H2V252H0V253H2V254H0V264H9V263H11V258H13V257H19V256H21L20 254H21V252H20V249H21V251H23L22 252V255H24L25 254V248L27 247V249L29 248V247H32V250H34V251H32V250H29V251H31L30 253H32L33 252V254L31 255V256H35V257H29V258H27V261H29V260H31V259H33V258H36L38 255L39 256H41L40 257V260L37 262V260H36V262L37 263H40V262H42L41 260L45 257V259H44V262H42L41 264H52L51 263V261L52 262H54V261H56L57 260V262L56 263H53V264H66V262L65 263H63L62 261H60L59 259H58V256L57 255H53V253L55 254H57V248H56V244H57V242H58V232H57V229H58V226H55V224H54V226L56 227V228H54L53 227V224H52V227L49 225V224H51V222L53 221V219L55 218V217H52L51 215H53L52 213L54 212H56L57 213V215H60V210H57V211H51L50 210V212H51V214H48V213H50V212H46L45 211V209H47L46 207L48 206V204L49 203H47V202H49V200H47L46 198V201H43V199L42 198H44V197H47L48 198V192H49V196H52V191L54 192L53 193V195L54 196H57V194H61V191L62 190H65V189H62V187H60V186H58V187H60V189L58 188L57 189V191H56V193H55V189L57 188V187H55V186H57V184L56 183H59V182H61L62 180H64V177H62V178H60V181H59V179L58 180H56L57 179V177H59V176H61L59 173H62L63 175H64V170L65 169H63V172H57L56 174H58L59 176H57V177H54V179H52L53 178V176L51 177V179H50V173L49 172H51L53 169H52V167L54 168V166L55 167H57V169H61V168H63V166H64V168L66 167V169H67V163H68V161H67V159H66V161H67V163H64V161L65 160H63V159H65L66 158V156H69V158H68V160H69V163H72L73 165H69V167L70 166H72V167H70L71 169H67L66 171H73V170H75V171H77L76 169H77V164L79 163V165H78V168H82V173L83 172H85L86 170L85 169H87L88 167L87 166H85V167H87V168H83L84 166H83V164H85V165H88V164H86V162L85 161H87L88 162V160H86L87 158H86V152H87V150H89L90 148H91V151H93V149H92V147L94 148L95 146H97L98 145V138H95V139H97V142L98 143H94V144H97V145H95V146H91V143H90V146L91 147H89L88 148V146H87V150H84V148H82L81 149V146L80 145H82V143L81 142H83V144H84V142H85V140H86V142H87V137L86 138H83V139H85L84 141H80L79 142V140H80V136L78 135L79 134V131H78V133H77V130H79L80 129V126L82 127V126H84V124H85V126H87V125H89L88 127H84L85 128V130H83L82 128V131H83V133H88V132H90L91 130L92 131H94V132H92V133H95L96 135L98 134L97 132V130H98V128H97V126L99 127V131H101L102 129H104L105 128V130H103V131H105L106 132V129H109L108 128V126L110 127V128H113V127H111L110 126V124L108 123V124H106L105 122H102V120H98L99 122H100V124H101V122H102V126H100V125H96L97 124V121H96V119H95V117H93L94 118V120H95V125L93 124V120L91 119V121H90V117H89V115H85L84 113H82V112H78V110H76L77 111V113L79 114V113H82V114H84L85 115V117L86 116H88V117H86V119H89L86 123L85 122H83L84 120V118L79 114V116L77 115V113H76V111H73L74 110V108L73 107H70V106H68V105H65V104H63V103H60L59 101H55V100H53L52 99V101H51V98H48L51 102H48V99L46 98V102L49 104H45L46 102L43 100V98L44 97H42V100H41V97L39 98V96L38 97H36L37 95H33V94H31V93H29V89L28 88H26V87H23L22 85L20 86V82L21 81H19V80H22L23 82H24V84L27 82L28 83V81L31 79V76H30V73H31V69H35V67H36V65L37 66H40V65H42V64H44V62H46L47 61V63L45 64L46 65V67H45V70H47V72H48V74H49V76L50 77H52V76H59V75H63V77H62V75H61V77L62 78H64V82H65V79H66V81H68V80H70V79H68L67 80V78H65V77H67L68 76V74H70L69 76H70V78H72L71 76H73L74 78H72L73 80H75L76 79V77H77V79L76 80H78V83L77 84H81V83H84V84H81L80 86L83 88V86L84 85H87L88 86V89L90 90V89H92L93 91L92 92H94V94L96 93L97 94V92H99L97 95H96V97H95V95L91 92V90H90V92L93 94V98H95V99H97V96H99V94H100V96L101 97H103V100H104V102L107 104V102H108V104H110V101H111V99L113 100V101H111V104L113 103V104H115V99L117 98V100L116 101H118L120 98H122V96L124 95V97L122 98V101H123V99L125 98V96H126V93H127V91H128V93H129V91H131L132 93H133V91H134V93L133 94H136V95H133V96H131L132 95V93L130 92V94H127V96H126V99L127 98H132V99H134V98H137V102H138V99L140 100V98H139V96L138 97H135V96H137V94L139 93L140 94V97H141V100H140V102H134V104H136V105H138V106H140V107H142V108H144L145 106L144 105H146L145 103H146V101H147V99H152V97L151 96H154V97H156V101H158L157 102V104L159 105L160 103H159V100L157 99V97H159V99H160V97H161V99H162V101H160L161 102V105H163V106H165L163 103H165L164 101H166L167 100V98H169V100L170 99H172L171 101H175L172 97H171V95H173V93H174V96H175V93L177 92V99H176V101H175V104H178L177 106L179 107H175V104H174V102H171L170 101V105H171V107H174V108H178V109H180V110H178L179 112L180 111H183V109L185 110V112H180L179 114L180 115H182V119L180 118V117H178V118H180V120L181 121H186V118L185 117H187V119H189L190 118V120L189 121H191V118H192V115L194 114V113H196V112H194L195 111V107H197L198 106V104H199V102L200 101H202L203 102V100H205L204 102H206V100H207V104H209V97L212 95V94H206V93H212V90H216L217 92H215V90L213 91V97H214V99L213 98H211V101H215V103H216V101H217V99H218V97H216V96H219L218 95V91L220 92L222 89H225V88H223V85H226L227 84V82H231L230 84L228 83V85L226 86L227 88L229 87V90L230 91H228V94L230 95L231 94V96H233V94H234V91H233V94L231 93V90H235V92H236V90H238V89H240V91L242 92V93H244V95L241 93V92H239V90L237 91V93H235L234 94V96L236 95H239V93H241V95L240 96H238V98L235 96V98H236V100L234 101L233 99H232V97H231V99H229V95L227 94V88H226V91L224 90V92H222V94H224L225 96H223V97H228V101H223V100H225L226 98H222V96H221V98H219L218 99V101L222 104V102L221 101H223V103L224 102H229L228 103V105H227V103H226V105H225V103L224 104H222V105H224V107L226 106V107H228V109L226 108H224V107H222V108H224V109H222V108H220L222 105H216L215 104V106L212 108V105H213V103H211V101H210V103L211 104H209V108H208V106L206 105H202V107L203 106H205L208 110H209V112H208V110L205 108V109H203V111L204 110H206L207 112H205V115L201 112V109L199 108V106H201V104H203L202 102L199 104V106L197 107L198 108V110H199V112H200V114L203 116V118L204 119H206L205 121H208V123L210 124V123H212L210 126H213V124H214V128L213 127H210L209 125H208V123H204V122H202V123H204L203 125H204V127L202 126V123L200 124L201 125V127H200V125H198V123L200 122V120H199V118H196L197 116L196 115H198L199 113L197 112L194 116H196V117H194L193 116V118L195 119H198L199 120V122H197L196 120H194L193 118V122H189L190 124H192V123H194V122H197V123H195L192 127L193 128H191L192 129V131L193 130H195V132H196V134H195V132L194 133H192L193 135L195 134V137H196V139L198 140L199 139V141L200 142H202V141H204V140H207V139H209L208 138V136L207 137H205L206 135H207V133H208V135L210 134L211 135V133L213 132V133H218V134H216V137L219 135V136H221V138H222V133L221 132H224V136H227V137H224L223 136V139H222V142L221 141H219L218 143L220 144L221 143V147L222 148H224L223 147V145L227 142L228 143V141L230 140H228V137L230 138V137H235V138H237L238 136L240 137V135H242L243 133H244V130H245V128L246 129H248V125L246 124V123H241V124H238V128H237V126H235V125H237V124H235L234 125V121H233V124H232V122H231V124H230V121H232V118H233V116L234 115H237L238 113H239V115L240 114H242V115H244V116H246V112H248V113H250L251 114V116H252V113L254 112V114H253V117H262L263 116V114L264 113H260L259 111L261 110V112H264V109H263V107H264V97H262V95L261 94H263L264 95V80L262 81V82H259V83H257L258 81H260V79L262 80V79H264V74H261L263 77L262 78H258V77H261V75L259 74V73H256L255 71L257 70V72H262V70H263V68H262V65H263V62H264V49L262 48V53L261 52H258V50L255 48V46H256V41H257V39L258 38H255L256 36H257V34L258 33H262V32H260V29L258 30V28H259V26H261V28L263 29V33H264V22H257V19H258V16H257V13H260V11L259 10H257L258 9V6L257 5H259V6H261V4H262V2H263V6H261V7H263V8H261L262 9V11L264 12V1H260L259 2V0L258 1H256V0H250V1H248V0H194L193 1V3L195 2V4L194 5H192L193 3H192V0H189V1H185L186 2V5H188V4H191V6H189L188 5V7L187 6H185L184 4H185V2H184V0H182V1H180V0H162V1H164V2H161L160 0H159V2H158V0H157V3H156V1L155 0H132V2H133V4H132V7H134V4H135V7H137V9L135 8V10L136 11H134V10H131L132 11V13H130V8L132 9V7H128V6H130V4H131V1L130 0H120L119 2H118V0H115V1H107V0H103V1H107L108 3V7H107V4L106 3H103V5H100V2L98 1V0H84V2L87 4L86 5V7H85V4H83L81 7V11L80 10H78L79 8H77V5H78V7H79V5H81V2L83 1V0H50V2L48 3V2H45V0L43 1V3H42ZM47 1H49V0H47ZM56 1V2H55ZM67 1H68V3H67ZM75 1H77V5H76V2ZM89 1V2H88ZM99 3H98V2ZM100 1H102V0H100ZM102 1V2H103ZM116 1H117V3H121V4H117L116 3ZM135 1H139V3H140V5H139V3L137 4V2H135ZM152 1H154L153 3H152ZM180 1V2H179ZM196 1H199V3L198 2H196ZM207 1V2H206ZM237 1V2H236ZM5 2V3H4ZM13 2V3H12ZM19 2V3H18ZM21 2V3H20ZM23 2H24V4H23ZM32 2H34V6H33V3ZM38 4H40L41 5V8H43V9H47L48 7H46L45 8V6L46 5H48V4H50L49 5V7L50 8H52V7H55L54 9L52 8V10L53 11H51V9H47L46 11H42L41 12V8H40V6L39 5H37V3ZM48 3V4H45V3ZM53 2H54V4H53ZM64 4H62V3ZM70 2V3H69ZM84 2H82V3H84ZM88 2V3H87ZM93 3V6H90V5H92V3ZM98 3V4H96V3ZM114 2H115V4H114ZM149 2H150V4L152 5V7L150 6V4H149ZM175 2H178L177 3V5H176V3ZM189 2H191V3H189ZM249 2V3H248ZM251 2H253V4H251ZM258 4H257V3ZM14 3H15V5H14ZM30 3H32V5L30 6L29 4ZM55 3L56 4H58V7H57V5H55ZM60 3V4H59ZM90 3V4H89ZM111 3H113L111 6L109 5V4H111ZM122 3L124 4V5H122ZM128 3H130V4H128ZM180 3V4H179ZM196 3H198L199 5H196ZM223 3H224V5H223ZM6 4V5H5ZM10 5V4H12L10 7H12L13 5H14V7H12L11 9L12 10H10V9H8V8H10V7H8L7 5ZM20 4V5H19ZM42 4L44 5L43 7H42ZM52 4H53V6H52ZM70 4H75L76 5V9L74 10V8H75V6H72V5H70ZM89 4V5H88ZM94 4H96V5H94ZM126 4V5H125ZM128 4V5H127ZM140 6V8L138 9V6ZM149 4V5H148ZM155 4V5H154ZM169 4H170V6H169ZM220 4H222L221 5V7H220ZM234 4V5H233ZM237 4V5H236ZM256 4V5H255ZM2 5V6H1ZM23 5H24V8H22L23 7ZM26 5H29V6H26ZM37 5V6H36ZM67 5H69V6H67ZM99 5V6H98ZM121 5V6H120ZM172 5H173V7H172ZM183 5V6H182ZM217 5V6H216ZM227 5V6H226ZM234 7H233V6ZM239 6L240 7V9H242L241 10V12H240V9H239V7H238V10H237V7L236 6ZM257 6V7H255V9H254V6ZM6 8H5V7ZM21 6V7H20ZM36 6V7H35ZM39 6V7H38ZM66 6V7H65ZM72 6V7H71ZM96 6V7H95ZM98 6V7H97ZM114 7L115 9H113L112 11H110L111 9H109L110 7ZM116 6H117V8H116ZM125 6H126V8H125ZM150 6V7H149ZM155 6V7H154ZM185 6V7H184ZM220 8H219V7ZM223 6V7H222ZM231 6V7H230ZM8 7V8H7ZM16 7H17V9H16ZM31 7H35L36 9H32ZM57 7V8H56ZM64 7V8H63ZM69 7V8H68ZM71 7V8H70ZM74 7V8H73ZM84 7V8H83ZM90 9H88V8ZM93 7V8H92ZM105 8V10L103 9V8ZM112 7V8H113ZM118 7H121V8H118ZM154 7V8H153ZM159 7V8H158ZM209 7H210V9H209ZM211 7L213 8L212 9V11H211ZM218 7V8H217ZM229 7V8H228ZM4 8V9H3ZM13 8H14V10H13ZM22 8V12L24 13V12H26V13H28V15H30V16H28V15H26V13H24L26 16H24V14L22 13V12H19V11H21L20 9ZM31 8V9H30ZM61 8V10H60V12L62 11V9H65V10H63L61 13H63L64 11L66 12V11H68L67 13H69V10L73 13L72 15H65L64 13H63V15H58L60 12L58 11L59 9ZM95 8V9H94ZM123 8V9H122ZM124 8H125V10H126V13H125V10H124ZM151 8V9H150ZM153 8V9H152ZM166 9L165 11L167 12V10L170 12V14L168 15V13H167V15H168V17H166L167 15H166V12L163 10V9ZM180 8V9H179ZM186 8L188 9V10H186ZM203 8H204V10H205V13H207V15H206V19L205 18H202V17H204V15H205V13H204V15L203 14H201L202 12H204V11H202L203 10ZM205 8H207V10L205 9ZM222 8V9H221ZM236 8V9H235ZM23 9H24V11H23ZM38 9H40V11L38 10ZM58 9V10H57ZM67 9H69V10H67ZM83 9V10H82ZM85 9V10H84ZM86 9H87V11L89 10V11H92V10H96V12L94 13V12H91V13H93V14H91V13H89L88 14V12H86V14H85V11H86ZM116 9H118V10H116ZM134 9V8H133ZM141 9V10H140ZM148 9V10H147ZM156 9H157V11H156ZM159 9H161V10H163V11H161V10H159ZM193 9V10H192ZM194 9H195V11L197 10V13H199L198 15H196V14H193L194 16H193V18H196V19H198L199 20V18H200V20L198 21V20H196L195 21V19H194V21H193V19L191 18V14L190 13H194V12H190V11H194ZM226 11H225V10ZM234 9V10H233ZM253 9V10H252ZM7 10V11H6ZM8 10H10V15L9 14H7L8 13ZM28 10V11H27ZM30 10V11H29ZM55 10V11H54ZM56 10L58 11L57 13L58 14H55L56 13ZM73 10L75 11V12H73ZM78 10V11H77ZM106 11V12H103V11ZM114 10H116V11H114ZM123 10V11H122ZM179 10H180V12H179ZM236 10V12H234ZM246 10H248V11H246ZM37 11V12H36ZM50 11H51V13H50ZM83 11V12H82ZM119 11V12H118ZM122 11V13H123V15H124V17H123V15H122V13H120ZM129 11V12H128ZM133 11H134V13L138 16H135V14H133ZM139 11V12H138ZM154 11V12H153ZM200 11V12H199ZM202 11V12H201ZM210 11V14H208V12ZM244 11V12H243ZM258 11V12H257ZM6 12V13H5ZM18 12L19 13H21V14H23V16L21 15V17H20V15L18 14ZM33 13V15L31 16V14ZM40 12V13H39ZM43 12H45V13H43ZM52 12H55L53 15H52ZM77 12V13H76ZM81 13V15H80V13ZM113 12H118V13H120L122 16H120V15H118V14H116V15H118L117 16V18H116V15H115V17H114V14H113ZM155 13L154 15L152 14V13ZM179 12V13H178ZM185 12V13H184ZM213 12V13H212ZM223 12H225V13H223ZM238 12H239V14H238ZM243 12V14L245 15V13H246V15H247V17H248V19L250 20V22H254L252 25H250L251 23L248 21V19H247V17L246 16H244V15H242L241 13ZM248 12L251 14V17L250 16H248ZM13 13V14H12ZM30 13V14H29ZM47 13L49 14H51L52 16H49V15H47ZM60 13V14H61ZM74 13H75V15H77L78 13V18H80V17H82V15L83 14H85L84 16H86L87 15V18L86 17H82L84 20H82V22L84 21V25L82 24V22H81V18L80 19H77V16H75L74 15ZM138 13H140V14H138ZM160 13L162 14V15H160ZM165 13V15L163 16V14ZM183 13V14H182ZM218 13V14H217ZM18 14V15H17ZM38 14V15H37ZM43 16V17H46L47 18V16H48V18H47V20L46 21H44L45 19H42L41 17V15ZM45 14V15H44ZM69 14H71V13H69ZM96 14H99L98 16H99V18H98V21H97V18L96 17H98ZM101 14L103 15L104 14V17H100L101 16ZM113 14V15H112ZM133 14V15H132ZM157 14H159L160 16H157ZM177 14H178V16H177ZM190 15V18H189V15ZM201 14V17H199V15ZM14 15V16H13ZM35 15H37V16H35ZM39 15H40V17H39ZM54 15H56L57 17H53ZM74 15V17H72V18H70L71 16H73ZM92 15H93V17H94V15H95V17L94 18H92ZM113 17H112V16ZM181 15L183 16V17H181ZM187 15V16H186ZM203 15V16H202ZM210 15V16H209ZM211 15H212V17H211ZM12 16H13V19H12ZM18 16H19V19H18ZM27 16H28V18H27ZM34 16H35V18L36 17H39V18H34ZM65 16V17H68V18H70V19H68V18H66L67 19V21L68 20H70V21H68V24H67V22H66V19H65V17H64V23H63V25H61L60 23L61 22H63V17ZM80 16V17H79ZM91 17L93 20H91L90 18V20L88 19V17ZM107 16V17H106ZM109 16H110V18H111V20H110V18H109ZM127 16V17H126ZM133 16V17H132ZM147 16V17H146ZM161 16H163V17H161ZM175 16L176 17H178L177 19L175 18ZM195 16H197V17H195ZM207 16L209 17V18H207ZM221 16H227V18L225 19V20H222L220 17ZM254 16H255V18H254ZM10 17H11V19H10ZM15 17V18H14ZM49 17H50V19H49ZM51 17H53L52 19H51ZM106 17V18H105ZM134 17H136V18H134ZM146 17V18H145ZM158 17H159V19H161L162 20V22L161 21H159V19H158ZM161 17V18H160ZM174 17V18H173ZM184 17H186V18H189V20H191L192 21V23L190 24V23H188L189 25H185V24H187L186 22L188 21V19H187V21H186V19L184 18ZM216 17H218V19L216 20L215 18ZM246 17V18H245ZM21 18H23L22 20H24L23 22H22V24H24V26H21L22 24H21ZM25 18V19H24ZM27 18V19H26ZM106 19V20H104V21H102V19ZM126 18V19H125ZM130 18V19H129ZM173 18V19H172ZM181 18V19H180ZM182 18L185 20V26H186V28L188 29V27H189V29H188V32H186L187 31V29L186 30H184L185 28V26H183V24H182V26H183V29H182V27L180 28V27H178V23H177V21L179 22V23H181V22H183V20H182ZM6 19V20H5ZM39 19V20H38ZM42 19V20H41ZM49 19V20H48ZM75 19H77L78 21L80 20V22H76L77 20H75ZM99 19H101L100 21L101 22H99ZM116 19V20H115ZM122 21H121V20ZM131 19H133V20H131ZM136 19V20H135ZM146 19H148V21L146 20ZM150 19V20H149ZM175 19V20H174ZM204 19V21H202V20ZM210 19V20H209ZM211 19L213 20V19H215V20H213V23H216V21H217V25H215V24H212V21H211ZM220 19H221V21H220ZM238 19H239V21H241L242 23H246L248 26H249V28H250V30L249 31H252V30H254V33H253V35L251 34V33H248V35L249 34H251L252 36H254V37H252V39L250 38V37H246L247 39L248 38H250L251 40H246L245 38H244V40H245V42L246 43H248V45L251 43V46H246L247 47V50H244V49H246V48H244L243 49V52L244 53H246L247 54V57L245 58V54L243 53V52H241L242 54H240V58H241V62H240V60L239 61H237L236 59L234 60L233 58V56H227L230 52L229 51H231V53H232V51H233V47L236 45L237 46V44H239V42H241L242 40H240L241 38H242V36H241V34H239L240 33V29H238V28H236V26L235 25H241V22H238L239 24H235V20H236V22L238 21ZM9 22H8V21ZM15 20H17V21H15ZM27 20H30L29 22L27 21ZM35 21L34 23L32 22V21ZM41 20V21H40ZM50 20H58V22L55 24L54 23V21H53V23H52V21H50ZM62 20V21H61ZM71 20H72V22H71ZM115 20V21H114ZM119 20V21H118ZM124 20V21H123ZM127 20H128V22H127ZM140 22H139V21ZM146 20V21H145ZM205 20H206V23H205ZM256 20V21H255ZM18 21L20 22V23H18ZM44 21V22H43ZM55 21V22H56ZM86 21V22H85ZM89 21V22H88ZM91 21V22H90ZM95 21H97L96 22V24H94L93 22ZM126 21V22H125ZM134 21V22H133ZM172 21H174V22H172ZM191 21H189V22H191ZM200 21L201 22H203V23H205L204 25H200ZM209 21V22H208ZM4 22H6V23H4ZM25 22V23H24ZM30 22H32V24H34V25H32L31 27H30V25H31V23ZM51 22V23H50ZM66 22V23H65ZM76 22V23H75ZM199 22V23H198ZM209 23V25L211 24V25H215V26H217V28H214L215 26H213V28L212 29H216V31H214V33L213 32H210L209 31V29H207V26H209L208 25V23ZM223 22H227V23H231L232 24V22H233V25H230V23L228 24V25H230V28L224 23V25H223ZM8 23V24H7ZM16 23H18V24H16ZM37 23V24H36ZM40 23V24H39ZM74 23H75V25H74ZM79 23H81V24H79ZM97 23L100 25V27L102 26V29H104V31H106V32H104L101 28H97L96 29V27L98 26L99 27V25H97ZM184 23V22H183ZM202 23V24H203ZM250 23V24H249ZM11 24V25H10ZM27 24V25H26ZM59 24V25H58ZM65 24V25H64ZM67 24V25H66ZM80 27H77V25ZM91 24V25H90ZM102 24V25H101ZM192 24H193V27H192ZM198 24V25H197ZM220 24H221V26H220ZM254 24H255V26H254ZM256 24L258 25V26H256ZM260 24V25H259ZM263 24V25H262ZM8 25H10L9 27H8ZM17 25H18V28H17ZM71 25H72V27H74V29L71 27ZM74 25V26H73ZM107 25V26H106ZM180 25V24H179ZM200 25V27H198ZM207 25V26H206ZM209 26L210 27V29H211V27L212 26ZM21 26V30H19V27ZM30 28H29V27ZM56 26H57V28L58 27H60L61 29H59L60 31H57L58 29H56ZM83 26V27H82ZM94 26H96V27H93ZM202 26V27H201ZM204 26H205V28L207 29H205V31L206 32H204ZM10 27H11V29H10ZM28 27V28H27ZM36 27V28H35ZM62 27H63V29H62ZM71 27V28H70ZM77 27V28H76ZM91 27V28H90ZM221 27V29L223 28L224 29V31H221L219 28ZM256 27V28H255ZM33 28V29H32ZM50 28H51V26H50ZM67 30H66V29ZM76 28V29H75ZM92 28L93 29H95V30H97V34H95L93 31H92ZM190 28H192V31H190ZM200 28V29H199ZM225 28H227L226 29V31H225ZM230 30H229V29ZM18 29V33L15 35V33L17 32L16 30ZM35 29H37V30H35ZM78 29V30H77ZM83 29H84V31H83ZM85 29H86V32H85ZM98 29L101 31H99V34L100 35H98ZM201 29H203V31L202 32H204V33H207V34H205V35H202L201 36V34H202V32H200V36H201V38L199 37V31L201 30ZM220 31H219V30ZM222 29V30H223ZM232 29V30H231ZM239 31V33H237V35H235L236 33L235 32H237V30ZM23 30V31H22ZM55 30H56V32H55ZM71 31V30H73L72 32H69V31ZM77 30V31H76ZM94 30V31H95ZM54 31V32H53ZM66 31V32H65ZM78 32V33H76V32ZM83 31V32H82ZM190 31V32H189ZM197 31V32H196ZM235 31V32H234ZM249 31H247V32H249ZM21 32H23V33H21ZM57 32H58V34L59 35H61L62 34V32H63V34L62 35H64V34H66V36L64 37L63 36V41L65 42V43H67L66 41H68V40H70V41H68L69 43V45L67 44L66 46V48H69L68 49V52H67V49L66 48H63V46L65 45L64 44V42H63V44H62V37H60L58 34H57ZM69 33V35H67L68 33ZM85 32V33H84ZM88 32V33H87ZM208 32H209V34H208ZM217 32V34H215ZM223 32V33H222ZM233 32V33H232ZM242 32V31H241ZM253 32V31H252ZM1 33V32H0ZM55 33V34H54ZM104 33H105V35H104ZM108 33V34H107ZM203 33V34H204ZM210 33H213L212 35L210 34ZM226 33V34H225ZM235 33V34H234ZM20 34V35H19ZM73 34V35H72ZM75 34V35H74ZM88 34H90V36H91V38H90V36L88 35ZM220 34V36H218L217 37V35H219ZM231 34H234L235 36H237L236 38H235V36L233 37ZM260 34H258V36L260 37ZM55 35L57 36L58 35V38H60V40L58 39V38H55ZM61 35V36H62ZM71 35V37H73L74 39H71V37H69ZM83 35V36H82ZM87 35V36H86ZM95 35V36H94ZM206 35H208V36H206ZM241 37H240V36ZM4 35H2V33H1V35H0V39H6L7 37H9V35H5L4 37H3ZM7 36V37H6ZM68 36V37H67ZM78 36V37H77ZM213 36V38H211ZM244 36H246V35H243V37ZM77 37V40L75 39ZM80 37V38H79ZM85 37V38H84ZM99 37H100V39H99ZM238 37H239V39H238ZM64 38H67L66 39V41L64 40ZM84 38V39H83ZM87 38V39H86ZM93 38V40H90V39H92ZM203 38H205V39H203ZM207 38V39H206ZM234 38V39H233ZM231 39V40H230ZM233 39V40H232ZM72 40L74 41V42H72ZM82 40V41H81ZM96 40H97V42H96ZM235 40V41H234ZM61 41V42H60ZM80 42V44H79V42ZM99 41V42H98ZM103 41V42H102ZM217 41H218V43H217ZM233 41V42H232ZM250 41H252V42H250ZM254 41H255V43H254ZM3 42V43H2ZM71 42V43H70ZM83 42V43H82ZM94 42H95V44H94ZM212 44H211V43ZM244 42V43H245ZM75 43L78 45H76L77 46V48H76V46H75ZM86 43H88V47H90V48H88L87 47V45H86ZM98 43V44H97ZM101 43V44H100ZM104 45H103V44ZM213 43H215L214 45H213ZM90 44V45H89ZM100 44V45H99ZM209 44H210V46H209ZM217 44H218V46H217ZM253 44H254V46H253ZM73 46V48H71L70 46ZM82 45L83 46H85L84 48H82ZM97 45V46H96ZM99 45V46H98ZM211 45H213V46H211ZM216 45V46H215ZM230 45V46H233L232 48L230 47V49H228L229 47L228 46ZM246 45V44H245ZM3 46H4V50L6 51H4L3 50ZM95 48V50H92L93 48ZM102 46V47H101ZM104 46V47H103ZM215 46V47H214ZM106 47V48H105ZM210 48V50L212 49L213 50V48H215L216 49V51L215 50H209L208 48ZM218 49H217V48ZM250 47H253V49H250ZM32 48V47H31ZM31 48H30V50H31ZM75 48L78 50H75ZM80 48H82L80 51H79V49ZM85 48H86V50H85ZM92 48V49H91ZM105 48V49H104ZM248 48H249V50H248ZM22 49V50H21ZM53 49H56L57 50V53H56V56H57V54H58V52H59V56H61L62 54H64V56H61V58L62 57H64L65 59H67V58H72L73 57V55H75V51H77L78 53H80V55L82 54V50L84 49L85 50V52H83L84 54H82V59H81V57H79L81 60H83V62L84 63H80L81 65V67L83 68L84 67V69H86V67H88L86 70H88V73L87 74H89L88 75V80H87V78H85L86 76H87V74H86V72L87 71H84L83 72V76L81 75L82 74V72L81 71H83V70H81L80 69V67H79V69H78V71H77V69L76 68H74V67H72V65H73V63H74V61L73 60H65L64 58H62L61 59V67H60V65H58V64H60V62H58L57 60H55L54 58V54H55V50H53ZM72 49H74V52L72 51ZM87 49H89V51L87 50ZM91 49V50H90ZM208 49V50H207ZM20 50H21V52H20ZM29 50V52H31V54H32V50L30 51ZM60 50H62L61 52H60ZM83 50V51H84ZM255 51L256 52V50H257V53H256V55H255V52H252V51ZM4 51V52H3ZM11 51V52H10ZM53 51V52H52ZM63 51H66V53H62ZM73 52L72 54H71V52ZM89 52L90 53V51H91V55L92 54H94V56H96V57H94V56H92L93 58L91 59V55L89 54V53H87V52ZM107 51V52H106ZM248 51H251V53L250 52H248ZM8 52V53H7ZM10 52V53H9ZM20 52V53H19ZM24 52V53H23ZM49 52H52V53H54V54H50ZM76 52V53H77ZM93 52V53H92ZM229 52V53H228ZM44 53H46V54H44ZM62 53V54H61ZM68 53V55H66ZM77 53V54H78ZM226 53H228L227 55H226ZM230 53V54H231ZM248 53L249 54H251V55H255V57L254 56H248ZM259 53V54H258ZM260 53H261V55H260ZM21 54V55H20ZM30 54V53H29ZM50 54V55H49ZM87 56H86V55ZM89 54V55H88ZM229 54V55H230ZM260 55V56H258V55ZM20 55V56H19ZM22 55L24 56V57H22ZM79 55V56H80ZM223 55V56H222ZM232 55H234V54H232ZM67 56H70V57H67ZM88 56H90L89 57V59H88V62H87V64H88V66H87V64H86V61H84V59H86ZM227 56V57H226ZM257 56V57H256ZM262 56H263V58H262ZM33 57V58H32ZM51 57V58H50ZM83 57H85V58H83ZM112 57V58H111ZM229 57H232V59L230 60L229 59ZM250 57H252V60H250L249 58ZM22 58L23 59H26V58H29V60L28 59H26V61L24 62V60H22ZM44 58H46V60L44 59ZM52 59V60H50V59ZM95 58V60H97L98 61V63L95 61V60H93ZM96 58H98V59H96ZM239 58V57H238ZM239 58V59H240ZM47 59H49L50 61H57V65H56V63L54 64V62L52 63V62H50L49 60H47ZM56 59H59L60 60V57L59 58H56ZM64 59V60H63ZM73 59V58H72ZM228 59V60H227ZM254 59H256V60H254ZM259 59V60H258ZM34 60V61H33ZM90 60V61H89ZM93 61V63H92V61ZM101 60V61H100ZM65 61V63H66V65L64 66V63H62V62H64ZM69 61H70V65H71V67L69 68V67H67V70H65L66 69V66H67V64H69ZM95 61V62H94ZM229 61H231V62H229ZM238 62V64H237V62ZM27 62V64H28V67H30V69L27 67V65L25 64ZM71 62H73V63H71ZM80 62H82V61H80ZM91 62V63H90ZM112 62V63H111ZM243 62V63H242ZM100 63V64H99ZM51 65V68H52V64L53 65H55V66H58V68H57V70H58V72L60 73L61 71H62V69L61 68H63V71L60 73V74H58V72H57V74H56V71H53V69L55 68L56 69V67L55 66H53V68H52V71H51V68L48 66V65ZM94 66H92V65ZM97 64V65H96ZM199 64H206L207 66H209L210 68L209 69H204V67L206 66V65H203L204 67H202L201 65V67H202V69H200L201 67H199V68H197V66L199 65ZM253 64V65H252ZM262 64V65H261ZM84 65V66H83ZM86 65V66H85ZM100 67H99V66ZM189 65H191L193 68H191ZM227 65H231V67H234V68H236V70H238V74H241L242 75V73L244 72V70H245V72L243 73V75H242V77H241V75H240V77H236V76H232V78H228L227 80L226 79H224V80H222V81H219V79H218V75L221 73V72H223V71H226L227 69H228V67H227ZM256 65V66H255ZM43 66V65H42ZM48 66V67H47ZM64 66V67H63ZM259 68H261V69H257L258 67ZM24 67V69H22ZM25 67H27V68H25ZM34 67V68H33ZM190 67V68H189ZM252 67L253 68H255L256 70H254L253 69V71H252ZM263 67H264V65H263ZM47 68V69H46ZM68 68H69V73L68 74H66V73H64V74H66V75H64L63 74V72H68ZM74 68V70H70V69H73ZM91 68V69H90ZM27 69V70H26ZM61 69V70H60ZM105 69V70H104ZM200 69V70H199ZM203 69L204 70H206V72H204L203 71ZM81 70V71H80ZM93 70H94V72L96 73H94L95 75H93ZM198 70V71H197ZM259 70V71H258ZM97 71V72H96ZM105 71V73H103ZM250 71H252V73H250ZM55 72V73H54ZM71 72V73H70ZM81 72V73H80ZM247 72H249V73H247ZM263 72H264V70H263ZM52 73V74H51ZM53 73H54V75H53ZM92 73V74H91ZM117 75H116V74ZM2 74V75H1ZM52 76H51V75ZM72 74V75H71ZM79 74V75H78ZM101 74V75H100ZM116 76H115V75ZM245 74H248V75H246L245 76ZM256 76H255V75ZM15 75V76H14ZM75 75H76V77H75ZM81 75V76H80ZM90 75H92L91 77H89ZM97 75H98V78H100L99 80L97 79ZM103 75V76H102ZM121 75V76H120ZM124 76V78H123V76ZM260 75V76H259ZM17 76V77H16ZM19 76V77H18ZM68 76V77H69ZM100 76V77H99ZM110 76H112V78H113V81H111L112 80V78L110 79ZM118 76V77H117ZM249 76H251V78H252V81H253V79L256 77L257 79H255L254 81H253V83H251L252 81L248 78L247 79V77H249ZM253 76H254V78H253ZM258 76V77H257ZM9 77V78H8ZM11 77H15V78H17V79H19L18 81H19V83H18V81H17V85L16 84H12V83H15L16 82V80H15V78H14V80H15V82H14V80H13V82L11 81ZM23 77H24V80H23ZM30 77V78H29ZM93 77H96V79L94 78V82L92 81L93 80ZM105 77H108V79H106ZM116 77V78H115ZM122 77V78H121ZM132 77V78H131ZM243 77H245V78H243ZM52 78H55V77H52ZM61 78V79H62ZM83 78H85L84 80H83ZM101 78H104V79H101ZM126 78V79H125ZM234 78V79H233ZM239 78V79H238ZM240 78H241V80H240ZM243 78V79H242ZM61 79L59 80L58 79V77H57V80H59V81H57L56 79H52L53 81H54V84H58V82H59V84H60V81H61ZM90 79V80H89ZM106 79V80H105ZM121 79V80H120ZM124 79V80H123ZM231 79V80H230ZM238 79V81L236 82V80ZM259 79V80H258ZM26 80H28V81H26ZM56 80V81H55ZM74 81V82H77V81ZM99 81V83L97 84V83H95V82H97V81ZM100 80H101V82L103 81L105 84H103V85H105V86H103L102 85V83L100 82ZM115 80V81H114ZM118 80V81H117ZM123 80V81H122ZM128 80V81H127ZM230 80V81H229ZM234 80V82H232ZM242 80L243 81H245V82H243V83H246L248 80L250 81L249 83L250 84H248V82L245 84V86L244 87H241L240 86V84L242 83ZM258 80V81H257ZM62 81H63V79H62ZM61 81V82H62ZM70 81H72V80H70ZM87 81L88 82H90L89 84H87ZM107 81V82H106ZM110 81H111V83H110ZM143 81V82H142ZM155 81H157V82H155ZM159 81V82H158ZM207 81H213V82H207ZM227 81V82H226ZM239 81H241V83L239 82ZM55 82H57V83H55ZM113 82V83H112ZM115 82V83H114ZM119 82V83H118ZM120 82H122V84L120 83ZM221 82H226L225 84L224 83H221ZM256 82V83H255ZM92 83H94V84H96V85H93ZM106 83L108 84V85H106ZM148 83H149V86H147L148 85ZM219 83V84H218ZM232 83L234 84V85H232ZM238 83V84H237ZM255 83V85H253ZM260 83H262V85L260 84ZM9 84V85H8ZM92 84V86H94V87H90L89 85H91ZM100 84H101V87L102 88H105V89H102V88H100ZM110 84H111V86H113L112 84H120V85H122V86H119V85H116V87L117 86H119V87H117L120 91H125V92H120V91H118V89L115 87V85H114V87H111L110 86ZM139 84H140V86H139ZM145 84V85H144ZM196 84V86H194ZM223 84V85H222ZM236 84L237 85H239L238 87H236ZM248 84V85H247ZM259 84V85H258ZM11 85H13V86H11ZM28 85V84H27ZM98 85H99V87H98ZM127 85V86H126ZM137 85V86H136ZM181 85V86H180ZM186 85V86H185ZM191 85H192V87H191ZM210 85H213V87L215 86V87H217V85H220V86H222V88L220 89V88H218V87H220V86H218L217 88H218V90L214 87V89H213V87L212 86H210ZM230 85H232V86H230ZM244 85V84H243ZM257 85V86H256ZM7 86V87H6ZM12 88H11V87ZM19 88V90H20V87H23L22 89H25L26 90V92H28L27 93V95L28 94H31V96L30 95H28V97L27 96H25L26 95V93H24L23 94V92H25V90L23 91L22 89V91H19L18 90V88ZM29 86V85H28ZM87 86H85V88H83V90H85L86 89V87ZM126 86V87H125ZM130 88H129V87ZM134 86V87H133ZM146 87V88H141V87ZM177 86H179V87H177ZM199 86H201V87H199ZM233 86L235 87V89H232L233 88ZM253 86H256V87H254L253 88ZM122 87V88H121ZM134 89H133V88ZM139 88V89H137V88ZM187 88L186 90H185V88ZM198 87H199V89H198ZM207 90H205L204 88ZM225 87V86H224ZM232 87V88H231ZM248 89H247V88ZM261 87V88H260ZM262 87H263V89H262ZM94 88V89H93ZM95 88H99L98 89V91H97V89L95 90ZM128 88V89H127ZM132 88V90H130ZM149 88V89H148ZM150 88H152V90H151V92H150ZM153 88H154V90H153ZM194 88H197L198 90H196V89H194ZM202 88V90L204 89L205 91H202V90H200ZM212 89L211 91L209 90V92H208V89ZM237 88V89H236ZM246 88V90H242V89H245ZM261 90L262 89V91H263V93H262V91H260L259 89ZM9 89V90H8ZM11 89H13V90H11ZM102 89V90H101ZM127 89V90H126ZM145 89H148V91H146ZM192 89H194V90H192ZM255 91H254V90ZM31 90V89H30ZM97 91V92H95V91ZM104 91L103 93H104V95L103 94H101L102 92L101 91ZM106 90H108V91H106ZM110 90V91H109ZM112 90H113V93L115 94V96H114V94H111V92H112ZM139 90V91H138ZM142 90H144V91H142ZM192 91V93H190V91ZM199 90L200 91H202V92H200L199 93ZM11 91V92H10ZM18 91V93L20 92L21 93V95H20V93L18 94V93H16ZM142 91V92H141ZM194 91V92H193ZM196 91L198 92V93H196ZM246 91H248V92H246V94H245V92ZM257 91V92H256ZM260 91V92H259ZM89 91H88V95H89V97H90V93ZM107 92V93H106ZM116 92L117 93H119V94H116ZM138 92V93H137ZM145 92V93H144ZM226 92V93H225ZM239 92V93H238ZM257 94H256V93ZM14 93V94H13ZM86 93V92H85ZM108 93H109V95H108ZM141 93H142V95H144V96H142L141 95ZM152 93V94H151ZM154 93V94H153ZM160 93V94H159ZM168 93H169V95H170V97H167L166 98V100H164L163 101V99H164V97L163 96H165L166 94L168 95ZM195 93L196 94H198L197 96L201 99H198V97L195 95ZM202 93V94H201ZM206 94V96H207V98H206V96H204L205 94ZM216 95H215V94ZM253 93V94H252ZM18 94V95H17ZM91 94V95H92ZM122 96H121V95ZM150 95L149 97L148 96H146V95ZM156 94H158V95H156ZM194 94V95H193ZM200 94V95H199ZM219 94H221V92L219 93ZM221 94V95H222ZM226 94H227V96H226ZM87 95V94H86ZM87 95V96H88ZM111 95V96H110ZM120 96V98H119V96ZM161 95V96H160ZM252 95H255V96H257V101H255V100H252V98H254L255 99V97H253ZM258 95H259V98L260 99H262L263 100V102H261V100L258 98ZM261 95V96H260ZM22 98H21V97ZM99 96V97H100ZM109 96L110 97H112V98H109ZM113 96H114V98H113ZM128 96H130V97H128ZM190 96H191V98H193V100H194V103H195V105H197V106H195L194 104H193V100L190 98ZM200 96H204V98L205 99H203V97L201 98ZM211 96V97H212ZM234 96H233V98H234ZM26 99H25V98ZM30 97V99H32L31 97H35V102H36V100L38 99V101H39V99H40V102L43 104H41L40 102H32V100H30V99H28ZM106 97V98H105ZM145 97V98H144ZM163 97V98H162ZM190 98V100H189V98ZM195 97V98H194ZM196 97H197V99L199 100V102L197 101V99H196ZM220 97V96H219ZM240 97V98H239ZM92 98V99H93ZM143 98H144V100H143ZM147 98V99H146ZM209 98V99H208ZM45 99V98H44ZM99 99H101L102 100V98H99ZM98 99V100H99ZM107 99H110V100H106ZM126 99H124L125 100V103H123L122 101L120 102H118V103H122L121 104V106L123 105V104H125V105H123L124 106V108H125V106H127V105H129V102H130V104H131V100L132 99H130L129 100V102H127L128 100H126ZM160 99V100H161ZM181 99V100H180ZM213 99V100H212ZM216 99V100H215ZM223 99V100H222ZM237 99L239 100V101H237ZM27 100L28 101H30V102H32V105L34 106V107H32L33 108V110H32V108L30 107V102H27ZM33 100H34V98H33ZM101 100H99V101H101ZM103 100H102V102H103ZM135 100V99H134ZM153 100L155 101V99L153 98ZM168 100V101H169ZM180 100V101H179ZM186 100V101H185ZM230 100V101H229ZM243 100V101H242ZM252 100V101H251ZM143 103H142V102ZM145 101V102H144ZM153 101V102H154ZM178 101V103H176ZM187 101H188V103L190 104V102H192V104H188L187 103ZM217 101V102H218ZM231 101H232V103H231ZM233 101L235 102L234 103V105H233ZM254 101V102H253ZM27 102V104H29V106L27 105L26 106V104L25 103ZM57 102V103H56ZM126 102H127V105H126ZM181 102V103H180ZM240 102H244L243 104L242 103H240ZM250 102V103H249ZM260 102H261V104H260ZM117 102H116V104H118ZM139 103H142V106L139 104ZM155 103V102H154ZM153 103V104H154ZM173 103V104H172ZM181 105H180V104ZM238 103H240L241 105H242V107L240 106V104H238ZM245 103H246V106H244L245 105ZM249 103V104H248ZM252 103L254 104V105H252ZM35 104H41V105H39V106H43L44 107V109H45V106L47 107V110L50 112V113H48L47 112V110L45 109V111H42L43 109L42 108H39V106H35ZM132 104H133V101H132ZM131 104V105H132ZM152 104V103H151ZM169 104H166V106H169V107H165V108H161L160 106L161 105H159V109L161 108L162 110H164L163 112H165V111H169V110H167L168 108L170 109V105ZM205 104V103H204ZM236 104H237V106H236ZM252 106H251V105ZM260 105V107H256V105ZM118 105H120V104H118ZM186 106V108H188V109H186L185 108V106ZM232 105V106H231ZM51 106V107H50ZM52 106H56V107H58V108H55V109H59L61 106L63 107V108H66V107H68V108H66L65 110L63 109V108H61L60 110H62V112L61 113H63V114H61L60 113V111L58 110V112L60 113V115H59V113L58 112H56V110H53V107ZM122 106V107H123ZM151 106V109H153L154 110V106L153 105H150ZM156 106V105H155ZM162 106V107H163ZM190 106H191V108L194 110V111H190ZM195 106V107H194ZM217 106V107H216ZM235 106V107H234ZM239 106L241 107L240 109H239ZM262 106V107H261ZM38 107V108H37ZM132 107H137V106H132ZM132 107H126V109H130V110H134V111H144V112H146V111H148L147 109L149 108V104H148V108L147 109H138V108H135V109H133ZM158 107V106H157ZM183 107V108H182ZM194 107V108H193ZM216 107V108H215ZM244 107V109H242ZM246 107V108H245ZM258 108V110L256 109V108ZM36 108V109H35ZM50 108H52V111H54V113H51L52 111H50L51 109ZM73 109V110H71V109ZM197 108H196V111H197ZM212 108V109H211ZM235 109L234 111L235 112H231V111H233V110H231V109ZM248 108V110H246ZM252 108H254L255 110H252ZM68 109H70V110H68ZM150 109V110H151ZM172 109V108H171ZM182 109V110H181ZM216 109V110H215ZM218 109V110H217ZM222 109V111H220L219 113H216V112H218L219 110H221ZM239 109V110H238ZM251 109V110H250ZM31 110V111H30ZM153 110H151L152 112H153ZM156 110V109H155ZM161 110V111H162ZM176 111H177V109H175ZM215 111V112H212V111ZM226 110H228V112L226 111ZM229 110H230V112H229ZM241 110H244V111H246L245 113H244V111H241ZM257 110V111H256ZM17 111V112H16ZM25 112V114L26 115H28L29 114V116H31L30 115V113H33V115L31 116V119L29 118V116L27 117L23 112ZM29 111H30V113H29ZM33 111V112H32ZM35 111V112H34ZM67 111H72V112H69V113H72V114H69V121H71L70 123L72 124V126H70V124H69V121L67 120V118L66 117H68V112ZM174 111V110H173ZM188 111V112H187ZM211 111V112H210ZM224 111H226V112H224ZM238 111V112H237ZM255 111L257 112V113H259L258 115H256V113H255ZM11 112H16V113H14L17 117H18V119H19V114L21 113L22 114V117L20 116V122H21V124H20V122L17 124V120H13V119H17V117H15L14 115H13V113H11ZM18 112H20V113H18ZM39 112V113H38ZM66 112V114H67V116H65L66 114H64ZM75 112V113H74ZM154 112H156V111H154ZM153 112V113H154ZM170 113H171V110L169 111ZM193 112V114H191V116H187V115H190V113H192ZM223 112L225 113V114H223ZM237 112V113H236ZM3 113V114H2ZM44 113V114H43ZM58 115H57V114ZM174 113V112H173ZM176 113V112H175ZM182 113H184V118H183V114ZM216 115H215V114ZM226 113H228L227 115H226ZM231 113V114H230ZM233 113H236V114H234V115H232ZM244 113V114H243ZM5 114V115H4ZM6 114H8V115H6ZM11 114V115H10ZM37 114V115H36ZM40 114V115H39ZM46 114V115H45ZM53 114H56V115H53ZM169 114V113H168ZM179 114H178V116H179ZM198 115V116H201V115ZM206 114H207V116H206ZM209 114V115H208ZM212 114H214L213 116H216L217 118H218V121H217V118L216 117H213L212 116ZM217 114L218 115H221V117L222 118H220V116H217ZM262 114V115H261ZM14 117H13V116ZM23 115H25V116H23ZM42 115V116H41ZM44 115V116H43ZM49 115V116H48ZM70 115H72L73 116V118H75L76 116H78V117H76L75 118V120L74 121H78V119H79V121L81 120V122H77L78 124H79V129H78V127L76 128V130H75V132H73L74 130L73 129H71V127H74L75 126V124H76V126H78V124L76 123V122H74L75 124H73L72 123V116H70ZM169 115H171V114H169ZM175 115V114H174ZM174 115H172L173 117L171 118V120L173 121L174 119ZM177 115V114H176ZM222 115H224V117L222 116ZM232 115V116H231ZM249 115V114H248ZM4 116H7V117H9V118H7V117H5V119H4ZM11 116V117H10ZM36 117V119H35V117ZM41 116V117H40ZM46 116V117H45ZM52 116V118L54 117V120L57 122L58 121V118H62V117H64L63 119L65 120V122H64V120L62 119V120H60V122L61 121H63V122H57V124H56V122H55V124H54V122L53 121H51V120H53L52 118H50ZM57 116V117H56ZM59 116V117H58ZM209 116H211V118L209 117ZM230 116V118H231V120H229L228 119V117ZM238 116V115H237ZM32 117H34V119L32 118ZM71 117V118H70ZM80 117V118H79ZM83 119H82V118ZM225 117L227 118L226 120H224L225 119ZM241 116H239V120H241V118H240ZM247 117V116H246ZM249 118H250V115L248 116ZM253 117H251V118H253ZM260 117V118H261ZM264 117V116H263ZM28 118V119H27ZM38 118H40L39 120H38ZM44 118V119H43ZM48 118V119H47ZM51 120H50V119ZM166 118H169L168 116L166 117ZM238 118V117H237ZM237 118H234L233 120H235V119H237ZM244 118V117H243ZM242 118V119H243ZM7 119V120H6ZM10 119V120H9ZM12 119V120H11ZM21 119H22V121H21ZM24 119V120H23ZM26 119V120H25ZM31 121H30V120ZM43 119V120H42ZM204 119H202L201 121H204ZM209 119H211L212 121L210 122L209 121ZM222 120L223 119V121H222V123L220 122V120ZM247 119V118H246ZM261 119H263V118H261ZM29 120V121H28ZM33 120V121H32ZM34 120H35V122H34ZM45 120V121H44ZM176 120H177V117H176ZM216 121V123L215 122H213V121ZM229 120V124H227L226 125V121H228ZM16 121V122H15ZM28 122V123H26V122ZM39 121V122H38ZM41 121V122H40ZM50 121V122H49ZM92 122V123H90V122ZM178 121V120H177ZM248 122H249V120H247ZM263 121V120H262ZM2 122V123H1ZM6 122H7V125H6ZM23 122V123H22ZM31 122V123H30ZM53 123V125H52V123ZM98 122V123H99ZM158 122V121H157ZM173 122H175V121H173ZM187 122H188V120H187ZM219 122V123H218ZM235 122H236V120H235ZM239 122V121H238ZM242 122H246V120L244 121V119H243V121ZM8 123H10V124H8ZM25 123V124H24ZM29 123H30V125H32V127L29 125ZM39 123H41V124H39ZM89 123V124H88ZM105 123V124H104ZM178 123V122H177ZM182 123V122H181ZM181 123H178V125L179 124H181ZM221 123V125H223L224 123V125L222 126L223 128H225V129H227L228 128V132H229V136L227 135V133H225V130L224 129H222V127L221 126H219V124ZM228 123V122H227ZM262 123H263V126H264V121L263 122H261L257 127V129L255 130V128L254 127H252L253 129H251V128H249L250 129V131H248V130H246V131H248V133H252L253 135H251L250 136V134H248L247 132V136H248V138L249 139H243V141H241L242 140V138H244V136H245V138H247L246 137V135H245V133L243 134L244 136L243 137H241L238 141H235V142H237L238 144H240V145H242L243 144V146L247 143L246 142V140L247 141H250V140H254L255 139V137H256V135L258 136V138H259V135L260 134H262V133H260L259 131L258 132H256L259 128H261L260 129V131L262 130V132L264 131V127L262 128L261 127V125H262ZM16 124V125H15ZM23 124H24V126H23ZM37 124H39V125H37ZM44 124V125H43ZM48 124H50V126L48 125ZM61 124V126H59ZM93 124V125H92ZM163 124V123H162ZM172 124H173V126H172ZM175 124H176V122H175ZM174 123H172V122H170V125H169V129H171L172 131H174V130H178L179 129V127L177 126V124L175 125ZM184 124V123H183ZM189 124V125H190ZM206 124H207V126H209V128H211V129H209L210 131H212L211 133L210 132H208L209 130H208V128L206 127V129H205V126H206ZM217 124H218V126H217ZM242 124H246L247 125V127H245V126H243V127H245V128H243L244 130H242V128L240 129V125H242ZM13 125H15V126H13ZM28 127H27V126ZM74 125V126H73ZM105 125H106V127H105ZM165 125H167L168 126V123H166ZM164 125V126H165ZM176 127H175V126ZM182 125V124H181ZM181 125H180V127H181ZM236 127V128H234V126ZM12 126V127H11ZM17 126V127H16ZM23 126V128H21ZM26 126V127H25ZM30 126V127H29ZM53 126V127H52ZM75 126V127H76ZM91 126V127H90ZM95 126V127H94ZM184 127H186L185 125H183ZM196 126H199L198 128L196 127ZM227 128H226V127ZM231 126V128L230 129H236V130H234V134H233V131H230V129H229V127ZM6 127V128H5ZM25 127V128H24ZM33 127H34V129H36L37 131H35L34 129H33ZM38 129H37V128ZM47 127V128H46ZM56 128V130H55V128ZM166 127V126H165ZM178 127V128H177ZM190 127V126H189ZM217 127V128H216ZM219 127V128H218ZM249 127H251V126H249ZM9 128V129H8ZM10 128H11V130H10ZM92 128H94V130L92 129ZM168 128V127H167ZM176 128V129H175ZM204 128V129H203ZM5 129V130H4ZM8 129V130H7ZM12 129H13V131H12ZM17 129L19 130V134H18V136H17V134L16 133H18L17 132ZM48 129V130H47ZM75 129V128H74ZM101 129V130H100ZM117 128H115L114 127V132H115V130H116ZM182 129V128H181ZM186 129V128H185ZM189 129V128H188ZM204 131H203V130ZM213 129L215 130V131H213ZM216 129H219V130H217V132H216ZM221 129V130H220ZM4 130V131H3ZM7 130V131H6ZM15 130V131H14ZM26 130H28V131H26ZM34 130V131H33ZM41 130V131H40ZM44 132H43V131ZM53 132H52V131ZM95 130H96V132H95ZM110 130V129H109ZM184 129H182L181 130V133H182V131H183ZM199 132V131H201L202 130V134H201V132L199 133V136H198V133H197V131ZM205 130H207L206 132V134L204 133L205 132ZM237 130L240 132V130H241V132L239 133H237ZM24 131L25 133H27V134H24V132L22 133V132ZM40 131V132H39ZM59 131V132H58ZM63 131V132H62ZM85 131V132H84ZM87 131V132H86ZM118 131V129L116 130V132ZM120 131V130H119ZM191 131V130H190ZM219 131V132H218ZM221 131V132H220ZM11 132V133H10ZM14 132H16V133H14ZM30 132V133H29ZM31 132H32V135H31ZM33 132H35V133H33ZM49 132H50V134H49ZM102 133V132H99V133H101V134H106V141L109 143L110 142V140L112 139L111 137H112V135L114 136L115 134H116V136H117V134H118V132L116 133L115 132V134H114V132H111V130H110V132H111V134L112 135H108L107 136V132L106 133ZM121 132H124V130L123 131H121ZM120 132V135L122 134ZM129 131H126L125 133H128ZM175 132H177V131H175ZM232 132V133H231ZM41 133V134H40ZM44 133V134H43ZM52 133V134H51ZM60 133H62L63 135H61ZM76 134L75 136H73L74 134ZM177 133H179V134H181L179 131L177 132ZM184 135H185V133H190L189 131L187 132H185V130H184ZM183 133H182V135H183ZM221 133V134H220ZM6 134V135H5ZM21 134H23V136H24V138H25V140H24V138H21V137H23ZM47 134H48V136H47ZM109 134V133H108ZM129 134V133H128ZM191 134V133H190ZM203 134H205L204 136H202ZM232 134L234 135V136H232ZM236 134H239V135H236ZM19 137V141L20 140H22L23 139V142H19V141H17L18 140V138L16 137ZM21 135V136H20ZM36 135V136H35ZM43 135V136H42ZM51 135V136H50ZM65 135V136H64ZM72 135V136H71ZM78 135V136H77ZM80 135H82V134H80ZM86 135V134H85ZM89 135H91V134H89ZM119 135V134H118ZM189 135V134H188ZM188 135H185V136H188ZM192 135V136H193ZM209 135V136H210ZM46 136V137H45ZM50 136V137H49ZM94 137H95V135H93ZM121 136H123L122 138V140H124V139H126V138H124V135H121ZM126 136V135H125ZM128 136V135H127ZM191 136V137H192ZM211 136H213V135H211ZM237 136V137H236ZM28 137V138H27ZM29 137H31V138H29ZM54 137V138H53ZM66 137V138H65ZM72 137V138H71ZM76 139H74V138ZM82 137V136H81ZM83 137H84V135H83ZM91 136H89L88 138H89V140L91 139L90 138ZM101 137H103L102 135H101ZM188 137H190V136H188ZM201 137H204V140H202L201 139ZM238 137V138H239ZM260 137L262 138V140L260 139V141L261 142H263L262 144L264 145V135H260ZM7 138V139H6ZM35 138V139H34ZM68 138V139H67ZM99 138H100V135H99ZM110 138V140L108 141V139ZM114 138H116V139H118L119 140V138L118 137H114ZM206 138V139H205ZM212 137H210V139H211ZM224 138H225V142H224V144H223V140H224ZM234 138V140H237V139H235ZM10 139V140H9ZM26 139H28V141L26 140ZM54 139V140H53ZM59 139V140H58ZM82 139V138H81ZM103 139V138H102ZM104 139H105V136H104ZM194 139V138H193ZM193 139H192V141H193ZM213 139V138H212ZM220 139V138H219ZM227 139V140H226ZM14 140H15V142H14ZM92 140V139H91ZM117 140V141H118ZM8 141H13V142H9V144H7L8 143ZM51 143H50V142ZM65 141H67V143L65 142ZM77 141V142H76ZM105 141V140H104ZM113 141H115V140H113ZM113 141L111 140V143H113ZM195 141V140H194ZM26 142V143H25ZM64 142V143H63ZM90 142V141H89ZM95 142H96V140H95ZM106 142V143H107ZM252 142H254V141H252ZM252 142H249V143H252ZM12 143V144H11ZM29 143H32V145H33V147L36 149H34L33 147H32V145H31V147L30 146H27ZM79 143H80V145H79ZM105 143V142H104ZM104 143H101L100 145H101V147H100V150H101V148H103V145H104ZM118 143H120V144H118V146L120 145L121 147H122V144L124 143V141H122L121 142V140H119V142H114V144L115 145H117ZM122 143V144H121ZM227 143H226V145H227ZM11 144V145H10ZM24 144H26V146L24 145ZM46 144H50V145H52V146H48V145H46ZM62 144V146H60V148H58V145H61ZM76 144V145H75ZM8 145H10V146H8ZM15 146V147H13V146ZM112 146H113V144H111ZM12 146V147H11ZM48 146V147H47ZM78 146V147H77ZM83 146H85V144L84 145H82V147ZM105 146V145H104ZM106 146H108L109 148H111L112 149V146H109V145H107L106 144ZM113 147V149L110 151L111 153H114L113 155H111V153H110V155H108L109 154V152H108V154H107V151H108V149H107V151L105 150V149H102L101 150V152L102 151H106L105 153L108 155V157L110 156V158L109 159H111V156H113L114 157V155H115V153H117V154H119L120 153V155H121V153L122 154H124L123 152H125V151H121V150H123V148H121L120 146L119 147ZM246 146V145H245ZM244 146V147H245ZM248 146V145H247ZM62 147V148H61ZM107 147V148H108ZM226 147V146H225ZM227 147H230L229 145H227ZM226 147V148H227ZM232 147H235V146H231L230 148H232ZM33 148V149H32ZM63 148H65L64 150L66 151H62L61 149H63ZM80 148V149H79ZM105 148V147H104ZM114 148H117V151L116 150H114ZM247 148V147H246ZM5 149V150H4ZM12 149V150H11ZM79 149V150H78ZM99 149V148H98ZM11 150V151H10ZM30 150H31V152H30ZM36 151L35 153H34V151ZM61 150V151H60ZM78 150V151H77ZM81 150V154H82V152H85V153H83V154H85V156H83V158H80L82 155L80 154H78L79 153V151ZM120 150V151H119ZM149 150V152H150V149H148ZM164 150V149H163ZM166 150H168V149H166ZM6 151V153L4 154V152ZM8 151V152H7ZM16 153V154H14V152ZM52 151V152H51ZM57 151V152H56ZM90 151V152H91ZM96 151V153H97V151L98 150H95ZM116 151V152H115ZM147 151V150H146ZM170 151V150H169ZM2 152V153H1ZM9 152H10V154H13L12 156L11 155H9ZM12 152V153H11ZM63 152H65L64 153V155H63ZM89 152V157H90V154L92 155V153H90ZM99 152V151H98ZM100 152V155L102 156V153ZM153 151L151 150V152L150 153H147L146 152V155L145 156H147L148 154H151V155H154V156H159V154H156L155 155V153L153 152ZM163 152V151H162ZM166 152H168V151H166ZM8 153V154H7ZM54 153V154H53ZM145 153V152H144ZM165 153V152H164ZM35 154L37 155V156H35ZM87 154H88V152H87ZM93 154H94V152H93ZM98 155H99V153H97ZM96 154V155H97ZM104 154V153H103ZM117 154L115 155V158H113V159H111V162L114 160V162H113V164H115V161H118V159H119V157L116 159V156H117ZM75 155H76V157H75ZM107 155H105L104 154V156H103V158L105 157L106 158V156ZM125 155V154H124ZM80 156V157H79ZM64 157V158H63ZM88 157V158H89ZM96 157H99V156H96ZM107 157V158H108ZM124 157V156H123ZM121 158L122 160L124 159L125 161L123 162V165H124V163H126L124 166L126 167H124L123 165H121L120 167H122V171L124 170V168H125V170L122 172L121 171V173H119L120 172V167H118V168H115L114 166H116L117 167V162H116V164L115 165H110L111 167H114L115 169H112L111 171L113 172L112 174H111V178L112 177H116L117 175H118V173H119V175L117 176L118 178H116L117 179V181L119 180V181H121L123 184H121L120 186H121V188L119 187V189H118V187L117 186H115V187H112L111 189H113V190H115L116 189V191H120V192H122V190H124V188H122L123 187V185L125 186V184H124V182H123V180L122 179H124L123 177H124V174H126L125 176H127L128 174H129V172H130V170L131 171H133V170H136V169H138V170H136L138 173L140 172V170H141V168L140 167H146V166H144L143 164H141V163H139V164H137V162H136V166L135 167H133V165L130 167V169H129V166L127 167V163H129V161L130 160H128V162H127V160L126 159H128V157L126 158V156L124 157V158ZM76 158V159H75ZM93 158H94V155H93ZM93 158L91 157V159H90V161L92 160V161H94L93 160ZM101 158V157H100ZM99 158V159H100ZM102 158V159H103ZM126 158V159H125ZM135 158V157H134ZM18 159V160H17ZM74 159V160H73ZM82 159V160H81ZM95 159H98V158H95ZM58 160V161H57ZM61 160H63V161H61ZM79 160V161H78ZM106 160V159H105ZM132 160V159H131ZM65 161V162H66ZM75 161L77 162V163H75ZM83 161V162H82ZM91 161V162H92ZM119 161H121V160H119ZM118 161V162H119ZM136 161V160H135ZM139 161V160H138ZM17 164H16V163ZM59 162V163H58ZM83 163V164H80V163ZM91 162H90V165H91ZM96 162V161H95ZM98 162H99V160H98ZM98 162H96V163H98ZM102 162H105V161H102ZM107 160H106V164H107ZM110 162V161H109ZM122 162L120 163H118V164H122ZM134 162V161H133ZM140 162V161H139ZM9 163V164H8ZM11 163H13L12 165H11ZM64 163V165L63 166H61V164H63ZM68 163V164H69ZM131 163V162H130ZM135 163V162H134ZM134 163H132V164H134ZM4 164H5V166H4ZM92 164H95L94 162L92 163ZM98 164H100V163H98ZM106 164L104 165H102L103 166V168L105 169V167H106ZM140 164H141V166H140ZM153 164H154V161H153ZM58 165V166H57ZM83 166V167H79V166ZM130 165V164H129ZM137 165H139V166H137ZM4 166V167H3ZM105 166V167H104ZM149 166V165H148ZM51 167V168H50ZM68 167V168H69ZM75 167V168H74ZM93 168H95L94 169V171L96 170V171H98V169L99 168H96L97 167V165L95 164L94 166H92ZM98 167H100V165L98 166ZM107 167H109V164H108V166ZM124 167V168H123ZM156 167V166H155ZM3 168V169H2ZM5 168V169H4ZM13 168V169H12ZM22 168V169H21ZM29 168H30V170H31V172L33 171V174H31V172L29 171ZM41 168V169H40ZM72 168H73V170H72ZM90 168V167H89ZM103 168L101 169V170H99L98 172H96L95 171V173H93V174H96L95 175V177H97V178H99L98 176H100L101 178H102V174H99V175H97V173H100V172H103L104 170H103ZM134 168V169H133ZM2 169V170H1ZM6 169H9V170H6ZM10 169H12V170H10ZM17 169V171H13V170H16ZM23 169H28V171L30 172V174L32 175V176H30V174H29V176H30V178H29V176L28 175H26V173H27V171L25 170V172L23 171ZM34 169H36V171H35V174H36V172H37V170L39 171V173H38V175L36 176L35 174H34ZM49 169H50V171H49ZM109 169V168H108ZM117 169V170H116ZM126 169H128L127 171H128V173H126L127 171H126ZM154 169V168H153ZM156 169V168H155ZM3 170H4V172H3ZM43 170H45V172H43ZM88 170V169H87ZM90 170V169H89ZM103 170V171H102ZM22 171V172H21ZM42 173H41V172ZM49 171V172H48ZM54 172L55 171H57V170H53ZM52 171V172H53ZM59 171H62V170H59ZM75 171H73L71 174H69V178H68V180H67V176H65V180L64 181H67V182H63L62 181V183H64L65 184V186L64 185H61L60 183H59V185H61V186H63V187H65L66 188V190L65 191H67V194H65L64 192V194L62 193L60 196H63V198H65V197H67L68 196V194H69V192L72 194V196L74 195L73 193H75V191H77L76 189L78 188V186H80V185H78L79 184V182L81 181V183L82 184H86L87 186H89L88 185V183H90L89 181H88V183H86L87 181L86 180H88V179H86L88 176L86 175L87 174V172H85V175L86 176H84V178L86 179H84L83 177H79L80 179L81 178H83L85 181L84 182H82L83 181V179H81L80 181H79V179H77V177L78 176H80L81 174H79L80 172H81V169H79V173H77L78 174V176H77V174L75 173ZM91 171H92V168H91ZM91 171H89V172H91ZM93 171V172H94ZM105 171H106V173H105V176L108 174L109 175V173L111 172V171H109V170H107V168L105 169ZM104 171V172H105ZM109 171V172H108ZM119 171V172H118ZM126 171V172H125ZM8 172V173H7ZM47 172V173H46ZM51 172V173H52ZM108 172V173H107ZM4 173V174H3ZM25 174V177L26 178H28V179H31V177H36L37 179H39V181L38 180H36V178H35V180H34V177H33V179H31V180H33L34 181V183L35 182H40V180H42L41 182H42V184L43 185H40L41 184V182L40 183H38V186L39 187H37V186H35V184H33V181H32V186L33 187H31V180H26V182H25V180L24 181H21V180H23V179H26V178H24V175H21V177L23 178H20V176L19 175H15V174ZM47 175H46V174ZM117 173V174H116ZM11 174V175H10ZM41 174V175H40ZM45 174V175H44ZM49 174V175H48ZM53 174V173H52ZM66 174L68 175V173L66 172ZM73 174H75L77 177H74V179L76 178L77 179V181H79V182H77V187L76 186H74L75 184V182L73 181H71L72 179H73V176H75V175H73ZM89 174V173H88ZM92 174V173H91ZM90 174V175H91ZM104 174V173H103ZM113 174H114V176H113ZM143 174V173H142ZM7 175V176H6ZM11 176L10 177V179H9V176ZM15 175V176H14ZM84 174H82V176H83ZM107 175V177H109ZM12 176H14V178H16V179H18V181L17 180H15V179H13V177ZM42 176V177H41ZM55 176V175H54ZM94 176V175H93ZM93 176H90V177H93ZM104 176V175H103ZM104 176V177H105ZM5 177H7L8 178V182L10 181V180H14L13 181V184H14V182H15V184L16 185H13L12 184V182L10 183H8V184H12L11 186H10V188H14V189H16L15 191H16V193L18 192V194H16L17 195V199H16V195H13V189H11L12 190V192H11V190H7L8 188H9V186H7L5 189H4V185L6 186V185H8V184H6V179L4 180V178ZM20 179H19V178ZM41 177V178H40ZM71 177V178H70ZM104 177H103V179L102 180H100L99 181V179H98V182H100L99 184L100 185H98L97 183V185H98V189H99V186H104V188L106 187L104 184L102 185V182L101 181H104ZM107 177H105L106 178V180H107ZM43 178H45L44 180H43ZM56 178V179H55ZM97 178H95L96 180H97ZM110 177L108 178V181L107 182H109V181H113L112 179H115V178H112L111 179ZM121 178V179H120ZM46 179H48V180H46ZM70 179V180H69ZM89 179H91V178H89ZM109 179H111V180H109ZM54 180V181H58V182H55L54 183V181L52 182V181ZM92 180H94V178H92ZM5 182L4 184H3V182ZM47 181V182H46ZM72 182V184H74L72 187H71V190L72 189H74V188H76L75 190H74V192L73 191H70V189L69 188H67V186L68 187H70V185H71V182ZM21 183V182H23L22 183V185H20L22 188H24V192H22V188L20 187L19 189H17L18 188V184L17 183ZM28 182V183H27ZM97 182V181H96ZM115 181H113V183H114ZM121 182H118V183H121ZM26 183V184H25ZM30 183V184H29ZM52 183V184H51ZM56 184L55 186H54V184ZM67 183H69V184H67ZM93 183V182H92ZM92 183H90V184H92ZM105 183V182H104ZM110 183V182H109ZM113 183H110L111 185L110 186H112V184ZM51 184V185H50ZM84 184V185H85ZM94 184H95V182H94ZM94 184H93V186L92 187H94V188H96L97 187V185H96V187L94 186ZM114 184H116V183H114ZM113 184V185H114ZM146 184V183H145ZM45 185H46V187H45ZM50 185V186H49ZM84 185H81V186H84ZM85 185V186H86ZM108 185V184H107ZM146 185H148V184H146ZM17 186V187H16ZM29 186L31 187V189H38V190H35L34 192L35 193H31V189H29ZM86 186V187H87ZM90 186V187H91ZM36 187V188H35ZM41 187V188H40ZM44 187V188H43ZM54 187H55V189H54ZM74 187V188H73ZM91 187V189L88 187V189L89 190H91L90 192H89V190L88 189H86V190H88L87 192L88 193H90V194H88V193H86V194H88V195H90L89 196V198L90 197H92V199L93 198H99L100 197V195H98V189H97V191H96V189L95 190H93V188ZM109 187V186H108ZM107 187V189L109 190V188ZM117 187V188H116ZM9 188V189H10ZM39 188H40V190L42 189V190H44L43 191V194L44 193H46L45 195L46 196H44L43 195V197H42V190L40 191L39 190ZM49 188V189H48ZM80 188V187H79ZM78 188V189H79ZM22 189V190H21ZM33 189V190H34ZM69 191H68V190ZM82 189V188H81ZM81 189H79V191H77V192H80V190ZM120 189H122V190H120ZM4 190V191H3ZM29 190V192H27ZM105 190H106V188H105ZM107 190V191H108ZM8 191V192H7ZM37 191V192H36ZM46 191H48V192H46ZM93 191H94V194H95V196H97V197H94V194H93ZM96 191V192H95ZM118 191V192H119ZM21 192L23 193L22 194V196H21ZM39 192V193H38ZM40 192H41V194H40ZM51 192V193H50ZM9 193H11V195L9 194ZM110 193V192H109ZM124 193H125V190H124V192H122V193H118L117 194V196H120V198H122L123 197V195H124ZM8 194V195H7ZM15 194V193H14ZM25 194V195H24ZM39 195V196H36V195ZM86 194H84L83 196L85 197V195ZM97 194V195H96ZM111 194V193H110ZM121 194V195H120ZM31 195H32V197H31ZM58 195V196H59ZM65 195V196H64ZM76 195V197L77 196H79V194H75ZM112 195V194H111ZM8 196V197H7ZM10 196V197H9ZM33 196L35 197V199L33 198ZM70 196V195H69ZM67 197V199H69V200H72V198H74V197ZM122 196V197H121ZM12 197V198H11ZM37 197H39V199L37 198ZM88 197V196H87ZM86 197V198H87ZM15 198V199H14ZM24 198L26 199V201L24 200ZM37 198V199H36ZM52 199H53V201L55 200V197H51ZM51 198H49L50 199V202H51ZM58 197H56V199H57ZM62 198V197H61ZM60 198V199H61ZM85 198V199H86ZM119 198V197H118ZM23 199V200H22ZM31 199V200H30ZM59 199V198H58ZM66 199V198H65ZM88 199V198H87ZM91 199V198H90ZM15 200V201H14ZM17 200V201H16ZM29 200V201H28ZM34 200H36L37 202H39V204L42 202H45V203H43V204H45L46 206L44 207V205L43 204H41L40 206H39V208H36V206H34V208L32 207V203H33V201ZM21 201V202H20ZM41 201V202H40ZM5 202H6V204H5ZM23 202H25L27 205H25V206H21V203H23ZM29 202H31L30 204L31 205H29ZM4 204H5V206H4ZM8 205H10L11 207H9ZM17 205V206H16ZM9 208H11V209H9ZM29 206H31L30 208H29ZM21 207H23V209L21 208ZM45 208L44 209V211L45 212H43L41 209L42 208ZM5 208V209H4ZM20 209V210H19ZM29 209V210H28ZM31 209H32V211H34L35 212V214L32 216V214L34 213V212H32L31 211ZM34 209V210H33ZM26 212H25V211ZM42 211V214L41 213H38V216H40L39 214H41V216L40 217H38L37 215H36V211ZM48 210V209H47ZM17 211H19V212H17ZM22 211V212H21ZM29 211V212H28ZM31 211V212H30ZM49 211V210H48ZM25 212V213H24ZM6 213V214H5ZM9 214V215H8ZM21 214V215H20ZM26 214V215H25ZM29 214L31 215L30 217H28L29 216ZM45 214H47V216H51L52 218H51V220H49L50 222L48 223L47 221V219H50L49 217H46V215ZM8 215V216H7ZM17 215V217H19L20 218V216H22V215H24V216H22L20 219H16V216ZM28 215V216H27ZM56 214H54V216H55ZM56 215V216H57ZM11 216H13V217H11ZM26 216V217H25ZM5 217V218H4ZM10 217V218H9ZM27 217L29 218V219H27ZM32 217V218H31ZM33 217H34V224H33ZM43 217V218H42ZM44 217H45V219L47 220H45L44 219ZM25 218V219H24ZM31 218V219H30ZM12 219H14V220H12ZM36 219H39V220H37V221H35ZM8 221V223H7V221ZM16 220H20L19 222L18 221H16ZM22 220H24V223L22 224ZM41 220V221H40ZM32 221V222H31ZM38 222V224H36ZM40 222H41V224H40ZM43 222V223H42ZM46 222H47V225H46ZM3 223V224H2ZM5 223V224H4ZM10 223H12L13 225L11 226V224ZM15 223H17V225L15 224ZM44 223H45V226H44ZM10 224V225H9ZM27 224L30 226L31 224V227H29V226H27ZM42 224H43V227H45V228H42ZM14 225H16V226H14ZM19 225V226H18ZM40 225V226H39ZM2 226H3V228H2ZM20 226H21V228H20ZM46 226H47V228H46ZM22 227H24V228H22ZM28 227H29V230H27L28 229ZM32 227H33V230H32ZM34 227H37V228H34ZM42 228V229H40V228ZM5 228V229H4ZM10 228V229H9ZM11 228H12V230H11ZM20 230V232L18 231V229ZM51 228V229H50ZM1 229H4V230H1ZM14 229V230H13ZM24 229V230H23ZM34 229H36V231H37V229H38V231H39V229H40V232H38L37 231V234H36V236H34L33 234H32V232L34 231ZM44 229V230H43ZM48 229V230H47ZM6 230V231H5ZM12 231V233H11V231ZM16 230L19 232V235L16 233ZM21 230L23 231V232H25V236H27V234H28V240H29V236H31L30 237V239L31 240H29L28 241V243L29 242H32V243H29V245L31 244V246H29L28 244H26L27 242H25V241H27V239H25L24 238V236H22V234H24V233H21ZM31 230H32V232H31ZM49 231V232H47V231ZM50 230H51V234H49L50 233ZM60 230V227H59V229H58V231ZM1 231H2V233H4V232H6V233H4V234H2L1 233ZM26 231L28 232V233H26ZM46 231V232H45ZM54 231V232H53ZM10 232V233H9ZM31 232V233H30ZM43 232V233H42ZM55 232H56V234H55ZM8 233V234H7ZM14 233V234H13ZM33 233H35V231L33 232ZM39 233V234H38ZM7 234V235H6ZM18 235V236H15V238H14V236H12V235ZM21 234V235H20ZM40 234L41 235H43V236H40ZM52 234H54V236L52 235ZM8 235H9V237H8ZM11 235V236H10ZM32 235H33V237H32ZM38 235V236H37ZM51 235L53 236V237H51ZM57 235V236H56ZM1 236L3 237V238H5L4 236H6V238H9L10 240H9V245H7V246H9V247H7L6 246V243L8 244V241L6 242V240L7 239H5V243L3 242V240H2V238H1ZM48 236H50V237H48ZM20 239H18V238ZM22 239H21V238ZM39 238L40 239V241L38 240V242H37V240H36V242H37V245H35L34 244V246H35V248H33V243L35 242V240H32V238L34 239V238ZM41 237V238H40ZM45 237V238H44ZM46 237H48V238H53V240L52 239H49V241H47L48 239L46 238ZM12 238V239H11ZM14 238V239H13ZM17 238V239H16ZM24 238V239H23ZM35 238V239H36ZM15 239L17 240V242H21L22 241V245L20 244V246L21 247H18L19 249H17L19 252H20V254H19V252L16 250V252L17 253H14L15 252V250H14V252H13V250L11 251V248H12V246L13 247H16L15 246V244H16V241H15ZM41 239L42 240H44L43 241V243H42V241H41ZM45 239H46V241L48 242V243H46L45 242ZM12 240L13 241H15V242H12ZM51 240V241H50ZM11 241V242H10ZM54 241V242H53ZM35 242V243H36ZM39 242H40V244H39ZM45 242V243H44ZM50 242V243H49ZM13 243V244H12ZM41 243H42V245H41ZM10 244H12V245H10ZM38 244H39V248L40 249H37V247H38ZM45 244V246H43ZM51 244V245H50ZM54 244V245H53ZM26 245H28V246H26ZM22 246H23V248L24 249H22ZM45 249V248H47V249H45V251H47V252H45L44 251V249L42 248V247ZM47 246V247H46ZM49 246H51V247H53V248H51V249H49L50 247ZM8 249H7V248ZM11 247V248H10ZM5 248L8 250V252L9 253H14L12 256H11V254H9L8 252H7V250H5ZM15 249V248H14ZM27 249H26V252H27ZM31 249V248H30ZM35 250H37L36 252H35ZM39 250H41V253L42 254H44V257H43V255H41V254H39ZM54 251L53 253H52V251ZM29 251H28V253H29ZM4 252V253H3ZM5 252H6V254L8 255H10V256H7V258H6V254H5ZM34 252L36 253V254H34ZM44 252V253H43ZM49 252V253H48ZM24 253V254H23ZM28 253H26V254H28ZM29 253V254H30ZM50 253H52L51 255H50ZM19 256H18V255ZM48 254V255H47ZM52 255L54 256V257H52ZM4 256V257H3ZM39 256H38V258H39ZM46 256H48L47 258H48V260H46L47 258H46ZM2 257V258H1ZM9 258H10V260H9ZM52 258V260H50ZM14 259V258H13ZM20 259L21 258H19V261H20ZM29 259V260H28ZM53 259H55V260H53ZM5 260V262H3ZM15 260H16V262L14 261V260H12L13 262H12V264L14 263V264H16L18 261H17V258H15ZM22 260H23V257H22ZM25 260H26V258H25ZM45 260H46V263H45ZM50 260V262H47V261H49ZM8 261H10V262H8ZM31 261H35V260H31ZM60 261V262H59ZM21 262H23V261H20V264H25V263H21ZM26 262V261H25ZM19 263V262H18ZM31 263V262H30ZM32 264H34V263H32ZM67 264H71V262H67Z\"/></svg>",
  "mask_w": 264,
  "mask_h": 264
}]
</instances>
